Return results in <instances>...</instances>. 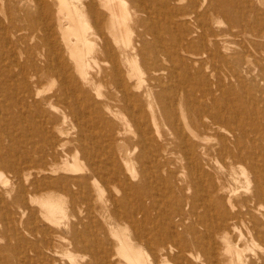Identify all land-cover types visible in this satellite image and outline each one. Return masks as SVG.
Wrapping results in <instances>:
<instances>
[{
    "label": "rangeland",
    "instance_id": "rangeland-1",
    "mask_svg": "<svg viewBox=\"0 0 264 264\" xmlns=\"http://www.w3.org/2000/svg\"><path fill=\"white\" fill-rule=\"evenodd\" d=\"M5 1V2H4ZM18 0H3V5L1 4L0 6H2V7H0V25H1V27H0V31L2 30V28H3V33H2V31H1V33H0V36H2V34H3V37H0V47H1V45H2V48H0V56L2 55V57H0V74H1V76H0V81H2V79H3V83L2 82H0V139H1V141L2 142H0V156L2 157V159L0 158V176L2 177V179H4V182H0V206H2V207H0L1 209H0V214H2V216L0 215V256L2 257V258H0V263L1 264H22V263H25L26 261V263L25 264H34V262H35V264H55V262H56V264H103L101 261H98V257H105L106 259L107 258H110L109 259V264H128L129 262H131V261H128L127 260V257L122 253L123 251L121 250V244H123L122 242H124L126 239L129 241V239L131 240V241H129V243L132 245V246H135V247H133V248H136V250H138L140 247L143 249H141L142 251H144L145 250V252L144 253H146V252H148V254H149V256H148V259H149V261H151L152 263H154V264H160L163 260H167L168 258H169V260L171 259V256L172 255H174L175 254V252H169L168 251V254H169V256H168V254H166V253H164V252H160V251H158L157 253L158 254H156V255H153L152 256V254L150 253V251H149V248H148V246L146 245V240L148 239V240H151V239H153V240H158L160 237H163V236H165V234L167 235L168 233H171V232H174L175 233V235L178 237V238H180L182 235H183V237H181V240L183 241V239H185L184 240V242H183V244H185L186 246H185V248H186V250L188 249V252L189 251H194L195 252V254H197L198 253V250L196 249V247L193 245V241H195L204 231H202V230H204V226L202 225L203 223H202V218H200L199 217V215L193 210V207H192V198L190 199V197H193L194 195H195V193H193L194 192V188H192L191 189V186L190 185H193L192 183H191V181H190V177L189 176H186V180H187V182L185 181H182V179H181V177H180V173H181V171L182 170H185L186 168H185V166H187L186 164H188V162H190V163H192L191 164V166H194L193 167V169L195 170V172H196V175H195V177H194V180H195V183H196V181L199 183H201V188H202V190H201V188L199 189V192L203 195V197L204 198H202L201 197V200L199 201L200 203H203V201L206 199V196H204V195H206L207 194V191H204V190H206L205 188H209V186L211 185V184H213V183H215V181H216V179H217V181H219L220 179L221 180H229V168H228V166L226 165H223L222 163H223V161L221 160V159H218V157H217V155H216V150H215V148H217V146H219L220 145V143H221V138L220 137H222V138H225V143L229 146V147H231V148H233L234 147V143H233V140H235V138L236 137H238V136H240L239 138H242V139H240V141H241V145H243L242 143L244 142V145L242 146L244 149H245V151H246V153L249 155V157H250V159L247 161V162H244V163H241V164H239L240 166H238V164L236 165V171H237V173L238 174H242V171H241V169L242 170H245V169H247V170H245V171H247L248 173H250L251 172V167H249V166H251L254 162L255 163H258V164H261V165H264V162L263 161H261V158H260V156L262 155L263 157H264V135H262V133L264 134V23H263V20H264V17H263V15H264V0H245V3H244V0H242V2H241V0H237V2H236V0H234V4L236 5V7H235V5L233 4V0L231 1V0H229V2H228V0H207V1H204V0H202V1H204V4H203V2L202 1H200V0H187V2H186V0H167L168 1V3H164V4H166V5H164L163 3H159V2H156L154 5H152L151 3H149V9H150V15H144L146 18H150L149 20H148V23L155 29V31L158 33V35L160 36V38L162 39V43L164 44V45H166V46H168L167 44H169L170 46H168L169 48H170V50H171V52H173V55L174 56H172L170 59H171V61H173V62H171L170 60L167 62L168 64H166V62H165V66L166 65H168L167 67L168 68H170L171 66V68L173 69H175L176 67H179L180 69H181V71L178 69V70H176L175 69V72H174V70L173 71H170V70H172L171 68H170V70H164V72L162 71V73H161V76H162V79L160 78V80L155 84V85H157V86H155L156 88H155V90H158V91H156V92H160V93H162V95L165 97V98H167V99H169V100H175V101H177V103H181L182 105H183V109H184V111H185V113L189 116V118H193V119H196V120H198L201 116H203V118H202V120L203 119H205V120H203V122L204 123H199V124H196V126L197 127H199V129L197 128V132H198V135H196V137H195V135H192V134H190V136H189V134H188V145H189V147H188V149H190V151H191V153L193 154H191L190 155V152H188V154H186L185 153V150H186V148H181V146L179 145L178 146V143H172L171 145H168L169 146V148H171V149H169V152L168 153H170V154H168V153H166V155L162 158V157H158V156H156V155H154L153 153H149L148 151H143L142 152V149L140 148V147H138V149L136 148L135 150H134V146L135 145H133L134 143L133 142H135L136 141V138H135V136H134V134H132L133 132H130L129 131V128H127V126L124 124H122L121 123V120L119 119V115L121 116V114H119L118 112H116V110H115V108L114 107H112V111L114 112L113 114H115V112L116 113H118L119 115L117 116V114H115V115H113V114H111L110 113V110H109V106L107 107V106H104L101 102L100 103H98L97 101H98V99H96L94 96H93V94L95 95V93H93L94 92V90L93 89H90L89 88V90H90V92H89V94H90V98H91V101H88L87 100V98L86 97H84L83 96V92H82V94L80 93L81 92V90L79 91V89H78V86H80V85H76L75 87H74V85L73 86H71V88H73L74 87V89L72 90V89H70V90H72L73 92H76V94L78 95L79 94V98L81 99L80 100V102L82 103L81 105H79L78 104V107H77V105H75L74 104V102L75 101H73V96H71V95H69V96H67V98L68 97H70V99L68 100L67 99V101H68V103H69V105H71V106H65V104H64V102L63 101H61L60 102V100L59 101H57L56 99H54V106L53 107H58L57 108V110H56V108H53L52 106H48L47 104L46 105H44V106H46V108L43 106V104L44 103H46V100L49 98V96L50 95H54V94H56V93H54L55 91L57 92V88H58V86H60V83H61V81H60V78H59V76L57 75V72H56V70L54 69V68H52L51 67V69L52 70H50L49 69V67L50 66H54V64H50L51 63V61H49L50 59H49V57H48V53H50L49 52V49L46 47V45L43 43L44 41H45V38H46V35H50V37L53 39V41H55L54 42V45H56L55 47V49H56V51L57 52H59L60 53V55H61V57H60V60L61 61H63V65L65 66V69L67 70V72H68V74L69 75H71V76H73L72 77V82L75 80V79H77L78 77V75H77V73L76 72H74L75 73V75H72V74H74L73 73V71H76L75 69H74V67H75V63H74V59L72 58V56H71V54H70V52L69 51H67V49L66 48H64L65 47V45H64V43L62 42V41H60L61 39H62V33H63V31L61 30V32H60V30L59 29H57V28H59V24H58V22H56V17H57V15L60 13V5H59V1L57 0H39L40 2H38V0H35L34 2L36 3V4H31L30 6H28L27 7V12H28V14L26 15V13H24L23 14V12L22 13H20V11H17L16 10V8H15V6L16 5H18ZM43 1V2H42ZM83 1H88V0H81V2H83ZM127 1V0H126ZM129 1V2H128ZM127 1V6L129 7V8H131V10H133V8H132V4H133V2H131L130 0H128ZM176 1V2H175ZM186 3H185V2ZM225 1H227L229 4V7H227V3H225ZM258 1V2H257ZM7 2H9L8 4H7ZM11 2H13V4H11ZM40 3V4H38V3ZM177 2H178V5H177ZM184 2V3H183ZM192 2H194L193 4H192ZM206 2V3H205ZM209 4H208V3ZM214 2V3H213ZM221 2V3H220ZM248 2V3H247ZM157 3H158V5H157ZM187 3H188V5H187ZM202 3V4H201ZM254 3V4H253ZM260 3V4H259ZM6 4V5H5ZM47 4H49V5H47ZM197 4H198V6H197ZM201 6H200V5ZM207 4V5H206ZM214 6V7H217L218 9H220L221 10V8H222V10L221 11H223V9H224V6H225V10L226 11H223V12H218L217 11V13L215 12V9H214V7L212 6V5ZM221 4H224V5H221ZM244 4V5H243ZM255 4H258L257 6H258V8L260 9V11L261 12H263V13H259V14H261V19H262V21H261V19H260V17L259 16H257L258 15V12H260L259 11V9L257 8V6L255 5ZM12 5V6H11ZM37 5H41V7L40 6H37ZM45 5V6H44ZM47 5V6H46ZM151 5V6H150ZM170 5H172V6H170ZM177 5V6H176ZM218 5H220V6H218ZM240 6V8H237V7H239ZM243 5V6H242ZM9 6V10H7V7ZM31 6H33V7H31ZM39 8H37V7ZM206 6V7H205ZM232 6H234V7H232ZM243 8H242V7ZM45 7V8H44ZM156 7V9H154ZM199 7V8H198ZM202 7V8H201ZM213 7V8H212ZM246 9H245V8ZM15 8V9H14ZM29 8V9H28ZM30 8H31V10H30ZM48 8V9H47ZM58 8V9H57ZM166 8V9H165ZM172 8V10H169V9H171ZM207 8V9H206ZM227 8V9H226ZM236 8V9H235ZM263 8V9H262ZM46 9H47V11H46ZM168 9V10H167ZM197 9H199V10H197ZM204 9H206V11L204 10ZM244 9V10H243ZM15 10H16V13H15ZM30 10V11H29ZM38 10V11H37ZM197 10V11H196ZM214 10V11H213ZM229 10V11H228ZM235 10V11H234ZM249 10H251L252 11V13H250L249 14V12H251V11H249ZM14 11V12H13ZM46 11V12H45ZM158 11V12H157ZM169 11H171V12H169ZM200 11H202L203 13L201 14V13H199ZM210 13H209V12ZM233 11H234V13H237V14H239V15H241L242 14V16H239V15H237V14H234L233 13ZM242 11V12H241ZM8 12H9V14L11 15V18H13V17H15V18H13V20L14 19H16V16H17V20H10L9 21V19H10V15L8 14ZM18 12V13H17ZM39 12V13H38ZM42 12V13H41ZM49 12V13H48ZM59 12V13H58ZM152 12H153V14H152ZM157 12V13H156ZM198 12V13H197ZM206 12H207V14H206ZM213 12V13H212ZM247 12H248V14H247ZM253 12H255V13H253ZM13 13V14H12ZM20 13V15H17V14H19ZM32 13V14H31ZM40 13H41V15H40ZM43 13H48V14H50V17L52 18V16H53V18H54V20H52V23L53 24H56L55 26L54 25H52V29L53 30H51V32H47V30H46V22H45V18H44V16L42 15ZM51 13H52V16H51ZM63 13H65V12H61V14H62V16H63ZM159 13V14H158ZM174 13V14H173ZM224 13H225V15H224ZM232 13H233V15H232ZM157 14V15H156ZM170 15L171 16V18L168 16V15ZM172 14L174 15V16H172ZM180 14V15H179ZM212 14V15H211ZM222 14V15H221ZM231 14V15H230ZM245 14H247V15H245ZM16 15V16H15ZM21 15H22V17H21ZM33 15V18L31 17ZM36 15V16H35ZM38 15V16H37ZM164 17H163V16ZM227 15V17H225ZM256 15V16H255ZM4 16V17H3ZM8 16V17H7ZM18 16H20L22 19H20ZM25 16V17H24ZM41 16V17H40ZM154 16V17H153ZM158 16V18H156ZM161 16V17H160ZM185 16H188V17H185ZM189 16H192L191 17V20H190V17ZM199 16V17H198ZM204 16V17H203ZM205 16H207V17H205ZM211 16H213V17H211ZM239 16V17H238ZM247 16H249V17H247ZM253 16V17H252ZM6 17V18H5ZM24 17V18H23ZM41 18V20L39 19V18ZM185 17V18H184ZM220 17V18H219ZM258 17V18H257ZM6 19V20H2V19ZM25 18H26V20H25ZM36 18H38L37 20H33V19H36ZM43 18V19H42ZM52 18V19H53ZM154 18V19H153ZM164 18V19H163ZM188 18V19H187ZM199 18V20H201V21H199V20H197ZM218 18L219 19H222L221 21L220 20H218ZM242 18V19H241ZM246 18V19H245ZM257 20H255V19ZM20 19V20H19ZM158 19V20H157ZM176 19V20H175ZM186 19V20H185ZM193 19V20H192ZM206 19H207V22L208 23H206L205 21H206ZM239 19V20H238ZM242 21H241V20ZM251 19V20H250ZM260 19V20H259ZM19 20V21H18ZM182 20V21H181ZM183 20H185V21H183ZM205 20V21H204ZM213 20V21H212ZM237 20V22L235 23V21ZM247 20V21H246ZM8 21H9V23H8ZM11 21H13V22H11ZM19 22V24H18V22ZM25 21H28V23L30 24V25H32L31 26V28L29 27L30 25L27 23V22H25ZM31 21V22H30ZM32 21H33V23H32ZM38 21V22H37ZM43 21H44V23H43ZM151 21H152V23H151ZM154 21V22H153ZM164 21V22H163ZM166 21V22H165ZM178 21H181V22H178ZM217 21V22H216ZM218 21H220V23L218 24ZM227 21V22H226ZM228 21H230V22H228ZM250 21V22H249ZM256 22V23H253V22ZM260 22V24H259V22ZM20 22H22V23H20ZM23 22H25V23H23ZM36 22V23H35ZM158 22V23H157ZM161 22V23H160ZM163 22V23H162ZM178 22V23H177ZM190 24H189V23ZM202 23V26L200 25L201 23ZM243 22V23H242ZM248 22H249V24H248ZM14 23H16V24H18V25H14ZM32 23V24H31ZM154 23V24H153ZM160 23V24H159ZM172 23V24H171ZM217 23V24H216ZM228 23V24H227ZM246 23V24H245ZM258 23V24H257ZM262 23H263V25H262ZM4 24H6V28H9V29H7L6 30V28H5V25ZM8 24V25H7ZM13 24V25H12ZM25 24V25H24ZM35 24V25H34ZM36 24H38V25H36ZM43 24H44V26H43ZM211 24V25H210ZM232 24V25H231ZM238 24V25H237ZM258 26H257V25ZM12 25V26H11ZM19 25H22L21 27L19 26ZM28 25V26H27ZM39 25H41V26H39ZM156 25V26H155ZM165 25V26H164ZM169 25H170V27H169ZM173 25H174V27L176 28H174L173 27ZM196 26V27H194V26ZM200 25V27H198ZM213 25V26H212ZM255 25V26H254ZM7 26H9V27H7ZM13 26H14V28H13ZM18 26V27H17ZM26 26V27H25ZM43 26V27H42ZM90 28H89V32L90 33H92V31H93V26H92V22H91V24H90ZM187 26V27H186ZM207 26V27H206ZM231 26V27H230ZM242 26H245V27H242ZM250 26H254L253 28L251 27L250 28ZM12 27V28H11ZM164 27H165V29H164ZM179 27H180V30H179ZM186 27V28H185ZM203 27V29H204V31L201 29ZM214 29H213V28ZM228 27H230V29L228 28ZM240 27V28H239ZM247 27H248V29H247ZM257 27H258V30H257ZM16 28H19V29H16ZM22 28V29H21ZM25 28V29H24ZM40 28V29H39ZM54 28H55V30H54ZM168 28V29H167ZM182 28V29H181ZM187 28H188V30H187ZM189 28H190V30H192V31H190L189 30ZM196 28H198V29H196ZM227 28V29H226ZM233 28V29H232ZM249 28H250V31L253 33H251V32H249ZM259 28H260V30H259ZM11 29V30H10ZM14 29V30H13ZM15 29L18 31H15ZM42 29L43 30H45V31H42ZM57 29V30H56ZM169 29L171 30V31H169ZM208 29V30H207ZM212 29H213V31H212ZM238 29H242V30H238ZM253 29V30H252ZM8 30H10V31H8ZM31 30V31H30ZM39 30V31H38ZM176 30H177V32H176ZM179 30V31H178ZM182 30V31H181ZM200 30V31H199ZM230 32H229V31ZM231 30L233 31V32H231ZM9 33H8V32ZM12 31H15L16 33H19V34H16L15 32H12ZM24 31L25 32H27V34L26 33H24ZM55 33H54V32ZM56 31H58L57 33H56ZM165 31V32H164ZM215 31H216V33H215ZM30 34H29V33ZM33 32H35V33H37V34H35V33H33ZM45 32V33H44ZM167 32V33H166ZM169 32V33H168ZM170 32H172V33H170ZM181 32V33H180ZM200 32H202V33H200ZM205 32V33H204ZM208 34H207V33ZM229 34H228V33ZM238 32V34H237V36H236V33ZM241 32H243V33H241ZM254 32H255V34H254ZM261 32V33H260ZM11 33H14V36L11 34ZM21 33V34H20ZM32 33V34H31ZM48 33V34H47ZM50 33V34H49ZM54 33V34H53ZM59 33V34H58ZM232 33L235 35L234 37H232ZM245 33V34H244ZM263 33V34H262ZM7 34V35H6ZM16 34V35H15ZM24 34V35H23ZM29 34V35H28ZM37 35V36H35V35ZM40 34V35H39ZM58 34V35H57ZM223 34V35H222ZM250 35V37H249V35ZM9 35H12V37H13V40H12V37H10ZM20 35V36H19ZM22 35V36H21ZM44 37H43V36ZM52 35V36H51ZM133 35H135L134 33H133ZM177 37H176V36ZM181 37H180V36ZM209 35V36H208ZM222 35V36H221ZM226 35V36H225ZM239 35H241V37L239 36ZM244 35V36H243ZM255 35V36H254ZM8 36V37H7ZM29 36V37H28ZM33 36H35V37H33ZM42 36V37H41ZM56 36V37H55ZM58 36V37H57ZM195 36H196V38H195ZM199 36V37H198ZM206 36V37H205ZM221 36V37H220ZM229 36V37H228ZM257 36V37H256ZM9 37L11 38V39H9ZM17 37H18V40L19 41H17V43L19 44V45H17L16 44V40H17ZM23 37H24V40H23ZM28 37V38H27ZM94 36H92V38H93ZM167 37V38H166ZM178 37H179V39H178ZM182 37H184V39L182 38ZM211 37V38H210ZM243 37V38H242ZM247 37H249V38H247ZM251 37H253V38H251ZM5 38V39H4ZM16 38V39H15ZM20 38V39H19ZM34 38V39H33ZM36 38V39H35ZM38 38H42V39H38ZM97 38V36H95L94 38H93V40L95 41V43H96V45H95V47H96V49H98L99 48V44H100V40H99V38H98V40L96 39ZM149 39H151V36H149L148 37ZM180 38H181V40H180ZM186 38V39H185ZM188 38V39H187ZM191 38V39H190ZM202 38V39H201ZM213 38V39H212ZM219 38H221L220 39V41H219ZM254 38H255V40H254ZM8 39V40H7ZM26 39V40H25ZM31 39V40H30ZM164 39V40H163ZM171 39V40H170ZM205 39V40H204ZM218 39V40H217ZM244 39H245V41H244ZM251 39V40H250ZM260 39H262V42H261V40ZM6 40V41H5ZM12 40V41H11ZM27 40H29V41H27ZM56 40H59V43H58V41H56ZM184 40H185V42H184ZM188 40V41H187ZM198 40V41H197ZM212 40H214V41H212ZM216 40V41H215ZM248 40H250L249 42H248ZM252 40H254V41H252ZM260 40V42L262 43V44H259L258 45V43H260V42H258V41ZM30 41H32V42H30ZM38 41H40L41 43H37ZM167 41V42H166ZM171 41L173 42V43H171ZM182 41H183V43H182ZM187 41V42H186ZM197 41V42H196ZM202 41V42H201ZM212 41V42H211ZM11 42H12V44H11ZM27 42V43H26ZM47 41H45V43H46ZM179 42H181V43H179ZM193 42V43H192ZM200 44H199V43ZM207 44H206V43ZM215 42H217L216 44H215ZM218 42H220V43H218ZM230 42V43H229ZM239 42H240V45H239ZM256 42H258L257 44H256ZM6 43V44H5ZM22 43V44H21ZM33 43H35V45H33ZM185 43V44H184ZM188 43V44H187ZM229 43V44H228ZM241 43H242V45H241ZM15 44H16V46H15ZM27 44V45H26ZM37 44H38V46L39 47H37ZM60 46H59V45ZM184 44V45H183ZM211 44V45H210ZM221 44V45H220ZM244 44V45H243ZM254 46H256V47H254ZM5 45H7V47L5 46ZM10 45H12V47L14 48V47H16V48H14V49H11V46ZM29 45V46H28ZM33 45V46H32ZM40 45H44V46H40ZM64 45V46H63ZM201 45V46H200ZM230 45V46H229ZM187 48V49H185V47ZM195 46V47H194ZM232 46V47H231ZM243 46V47H242ZM6 47V48H5ZM22 47V48H21ZM29 47H31V48H29ZM41 47L43 48V50L44 51H46V52H43V50L41 49ZM45 47V48H44ZM63 47V48H62ZM199 47H200V49H199ZM203 47V48H202ZM228 47H230L229 48V50L231 51V52H229V50L227 51V49H228ZM247 47V48H246ZM257 47H258V49H257ZM18 48V49H17ZM24 48H26V49H24ZM33 48V49H32ZM60 48V49H59ZM206 48V49H205ZM254 48L256 49V51L254 50ZM19 49H21V51L19 50ZM23 49H24V51H23ZM175 49V50H174ZM213 49V50H212ZM245 49V50H244ZM248 49V50H247ZM260 49V50H259ZM5 51V53H3L4 51ZM9 50H11V51H9ZM30 50V51H29ZM32 50V51H31ZM33 50H34V52H33ZM64 50H65V52H64ZM3 51V52H2ZM6 51H7V54H6ZM9 51V52H8ZM17 51V52H16ZM28 51V52H27ZM41 51V52H40ZM64 53H63V52ZM200 51V52H199ZM216 51V52H215ZM259 52V54H258V52ZM23 52V53H22ZM28 53V54H25V53ZM30 52H32V53H30ZM38 52V53H37ZM178 52V53H177ZM184 52V53H183ZM185 52H187V53H185ZM210 52H212V53H210ZM225 52V53H224ZM241 52V53H240ZM245 54V55H241V54H243V53ZM257 52V53H256ZM261 52V53H260ZM2 53V54H1ZM17 53V54H16ZM23 54V55H25V56H23L24 58H21L22 56H20V54ZM36 55H35V54ZM42 53V54H41ZM45 53H47V54H45ZM65 53H67L66 55H63V54H65ZM210 54V56H209V54ZM229 53V54H228ZM248 55H247V54ZM255 53V54H254ZM8 54H10V55H8ZM15 54V55H14ZM30 54V55H29ZM38 54V55H37ZM40 54V55H39ZM69 54V55H68ZM189 54H190V56H189ZM204 54H205V56H204ZM213 56H212V55ZM226 54H227V56H226ZM238 56H237V55ZM262 54V55H261ZM19 55V56H18ZM29 55V56H28ZM34 55H35V57L37 58H35L34 57ZM43 57H42V56ZM100 55V54H99ZM181 55V56H180ZM186 55V56H185ZM193 55V56H192ZM195 55V56H194ZM242 57H241V56ZM28 56V57H27ZM65 56H66V58H65ZM69 58H68V57ZM213 58H212V57ZM245 56V57H244ZM247 56H248V59H247ZM255 56V57H254ZM11 57V58H10ZM26 57H27V59H26ZM34 57V58H33ZM138 61H139V63L142 65V66H144L146 63H145V59H144V57H143V55H138ZM190 57V58H189ZM240 57V58H239ZM249 57H250V59H249ZM7 59L6 61H4V59ZM30 58H31V61H30ZM42 58H44L43 60H42ZM69 60H68V59ZM71 58V59H70ZM99 58V59H98ZM194 58V59H193ZM228 60H227V59ZM237 58H238V60H237ZM244 58V59H243ZM255 58V59H254ZM18 59V60H17ZM26 59V61H25V65H24V60ZM32 59H33V61H32ZM67 59V60H66ZM103 55H101V56H97V63L95 64L96 66L95 67H97L98 69L103 65ZM173 59V60H172ZM188 59V60H187ZM197 59V60H196ZM222 59V60H221ZM245 59H247L248 60V62L247 63H245L246 62V60ZM252 59V60H251ZM11 60V61H10ZM13 60V61H12ZM65 60V61H64ZM100 60V61H99ZM102 60V61H101ZM192 62H191V61ZM261 60H262V62H261ZM3 61V62H2ZM8 61H10L9 62V64H8ZM23 61V62H22ZM30 61V62H29ZM39 61H41V63H39L38 64V62ZM45 61V62H44ZM46 61H47V63H46ZM67 61V62H66ZM70 62V64L68 65V63ZM148 61L150 62V63H153V61H154V59H148ZM188 63H187V62ZM194 61V62H193ZM203 61V62H202ZM210 61V62H209ZM227 61H230V62H227ZM241 61H243V63H241ZM253 61V62H252ZM260 61V62H259ZM12 62V63H11ZM13 62H15V63H13ZM20 62V63H19ZM26 62H28V63H26ZM32 62V63H31ZM36 62V63H35ZM101 62V63H100ZM142 62V63H141ZM155 62H157V61H155ZM154 62V63H155ZM182 62V63H181ZM192 64H191V63ZM232 62H234V63H232ZM238 62V63H237ZM256 62H257V64H256ZM6 63V64H5ZM11 63V64H10ZM22 63V64H21ZM45 63H46V65H48V66H46L45 65ZM169 63H170V65H169ZM179 63H180V65H179ZM188 64V66H189V68H188V66H187V64ZM190 63V64H189ZM197 63V65H196V68L194 67V65ZM225 63V64H224ZM18 64H21V65H18ZM36 64H38V65H36ZM44 64V65H43ZM68 66H67V65ZM102 64V65H101ZM232 64V65H231ZM238 64H241L240 66L238 65ZM246 64H247V66H246ZM250 64V65H249ZM253 64H255V65H253ZM4 65V66H3ZM30 65V66H29ZM50 65V66H49ZM179 65V66H178ZM182 65V66H181ZM243 65H244V67H243ZM3 66V67H2ZM14 66H15V69H13L14 68ZM25 66V67H24ZM44 66V67H43ZM46 66V67H45ZM72 66V67H71ZM93 66H94V64H93ZM98 66H100V67H98ZM175 66V67H174ZM181 66V67H180ZM191 66V67H190ZM217 66V67H216ZM230 66V67H229ZM248 67V68H246V67ZM13 67V68H12ZM18 69H17V68ZM30 67V68H29ZM69 68V70H68V68ZM71 67V68H70ZM93 68V69H95L94 71H93V69H91V72H93V77L94 78H96V77H99L100 76V74H98V70H97V68ZM160 67V65L158 64L157 65V68H159ZM183 67V68H182ZM184 67H186V68H184ZM1 68H2V70L4 69V71H1ZM6 68V69H5ZM23 68H25V69H23ZM38 68H39V70H38ZM45 68V69H44ZM48 68V69H47ZM194 68V69H193ZM244 70V72H243V70ZM245 68V69H244ZM10 71H9V70ZM12 69V70H11ZM27 69H29V72H28V70ZM37 69V70H36ZM53 69H54V71H53ZM72 69V70H71ZM185 69V70H184ZM190 69V70H189ZM192 69V70H191ZM249 69V70H248ZM6 70V71H5ZM8 70V71H7ZM17 72H16V71ZM19 70L22 72H19ZM23 70H25V71H23ZM41 70V71H40ZM43 70V71H42ZM47 70V71H46ZM188 70V71H187ZM218 70V71H217ZM237 70V71H236ZM254 70V71H253ZM261 70H263V71H261ZM11 71H12V73H11ZM48 71H49V73H48ZM166 71V72H165ZM169 71H170V74H168L169 73ZM184 71H186L187 73H191V74H187L186 72H184ZM197 71V72H196ZM258 71H260L259 73H257ZM16 72V73H15ZM24 72H25V74H24ZM32 72V73H31ZM171 72H174V73H176V74H174V73H171ZM181 72H183V74L181 73ZM194 72V73H193ZM247 72H248V74H247ZM18 73L20 74V75H18ZM39 73V74H38ZM52 73H53V75H52ZM54 73H56V74H54ZM94 73H96V74H94ZM165 73V74H164ZM180 73L182 74V76L180 75ZM185 73V74H184ZM6 76H5V75ZM8 74V75H7ZM10 74V75H9ZM13 74V75H12ZM28 74V75H27ZM164 74V75H163ZM260 74V75H259ZM18 75V76H17ZM32 75V76H31ZM35 75V76H34ZM39 75V78H37V76ZM56 75V76H55ZM169 75H170V77H169ZM172 75V76H171ZM176 75V76H175ZM195 75V76H194ZM231 75V76H230ZM234 75L236 76V77H234ZM3 76V77H2ZM9 76V77H8ZM22 76V77H21ZM27 76V77H26ZM75 76H76V78H75ZM168 76V77H167ZM179 76H181V77H184L183 79L182 78H180ZM188 76V77H187ZM238 76V77H237ZM19 78V80H18V78ZM29 77H33V79H34V77H35V80H33V79H29ZM54 77H56V78H54ZM169 79V81H167V79ZM174 78L175 77V79L176 78H178L179 77V79H172V78ZM187 77V78H186ZM263 77V78H262ZM7 78V79H6ZM54 78V79H53ZM58 78V79H57ZM190 78H191V80H190ZM201 78V79H200ZM205 78V79H204ZM23 79H25V80H23ZM26 79H29V80H27L28 82H30L31 83V85H29L30 83H28L27 81H26ZM38 79H39V82H38ZM49 79H53V82L51 81V80H49ZM56 79V80H55ZM98 79V78H97ZM147 80H149L148 78H146ZM188 79V80H187ZM194 81H193V80ZM220 79H222L221 81H219ZM7 81V83L5 82V81ZM31 80V81H30ZM179 80H182L181 82L179 81ZM184 80V81H183ZM201 80V81H200ZM14 81V82H13ZM15 81H17V83L15 82ZM19 81V82H18ZM37 82L38 84H39V86H38V84L37 83H35V82ZM43 81H46L45 83L43 82ZM48 81H51V82H49L48 83ZM55 81V82H54ZM60 81V82H59ZM162 81V82H161ZM185 81H187V82H185ZM204 81H205V83H204ZM214 81H219V82H217V84H216V82H214ZM11 82V83H10ZM22 82V83H21ZM41 82V83H40ZM43 82V83H42ZM177 82V83H176ZM190 82V84H188ZM194 82V83H193ZM197 82V83H196ZM16 84V85H13V84ZM26 83V84H25ZM28 83V84H27ZM51 83H53V84H51ZM148 83H149V81H148ZM193 83V84H192ZM201 83H202V85H201ZM208 83V84H207ZM11 84V85H10ZM41 84V85H40ZM51 84V85H50ZM55 84H57V86L55 85ZM59 84V85H58ZM144 84H147V81H145L144 82ZM165 84H167V85H165ZM174 86H173V85ZM179 84V85H178ZM182 84H184V85H182ZM194 84H195V86H194ZM206 84V85H205ZM222 84V85H221ZM7 85H9L8 87H7ZM29 85V86H28ZM52 86V88L50 87V86ZM53 85H55V86H53ZM170 85H172V86H170ZM176 85V86H175ZM193 85V86H192ZM205 85V86H204ZM215 85V86H214ZM217 85V86H216ZM4 88H3V87ZM11 86V87H10ZM14 86V87H13ZM28 86V87H27ZM50 88H49V87ZM179 86V87H178ZM207 86V87H206ZM7 87V88H6ZM10 87V88H9ZM18 88V89H16V88ZM21 87V88H20ZM31 87V88H30ZM161 87V88H160ZM169 87H170V90H169ZM209 87V88H208ZM8 88H9V90H8ZM27 88V89H26ZM29 88V89H28ZM36 88V89H35ZM43 89L44 90V88H46L45 90H44V92H45V94H44V92H43V90H42V92L40 93V91H41V89ZM47 88H49V89H47ZM55 90H54V89ZM107 88L108 87H106V86H102V90L103 91H106L107 90ZM171 88H172V91H171ZM187 88V89H186ZM216 88V89H215ZM218 88V89H217ZM12 91H14V92H12ZM25 89V90H24ZM34 89V91L36 90V92H34V91H32ZM40 89V90H39ZM77 91H76V90ZM166 89V92L164 91ZM167 89H168V91H167ZM175 89V90H174ZM181 89H183V90H181ZM205 89V90H204ZM214 89H215V91H214ZM2 90H3V92H2ZM6 90H8L7 91V94H6ZM18 90V91H17ZM20 90V91H19ZM22 90V91H21ZM27 90V91H26ZM30 90V91H29ZM48 90H52V92H49ZM75 90V91H74ZM178 90V91H177ZM185 90V91H184ZM209 90V91H208ZM26 91V93H24ZM33 93H32V92ZM71 91V92H72ZM92 91V92H91ZM170 91V92H169ZM183 91V92H182ZM192 93H191V92ZM204 91H206V92H204ZM16 92H18V93H16ZM21 92H23V93H21ZM46 92H48V93H46ZM171 92H172V94L173 95H175V97H174V99H173V95L171 94ZM177 92V93H176ZM187 92V93H186ZM189 92V93H188ZM3 93V94H2ZM36 93H39V95L38 94H36ZM52 93V94H51ZM184 93H186V94H184ZM193 93H195V94H193ZM8 94H9V96H8ZM10 94H12V95H10ZM15 94V95H14ZM16 94H17V96H16ZM20 96H19V95ZM31 95V97H29L30 95ZM47 94H50L49 96H47ZM192 94H193V96H192ZM4 95V96H3ZM167 95V96H166ZM23 96V97H22ZM27 96V103L24 101V99L26 100V98L25 97ZM35 96H37V97H35ZM82 96H83V98H82ZM21 97V99L19 100V98ZM46 97H48L47 99H46ZM94 97V98H93ZM171 97V98H170ZM194 97V98H193ZM205 97V98H204ZM11 98H13V99H11ZM36 99V101H35V99ZM198 98V99H197ZM211 98H214V99H211ZM17 99V100H16ZM30 99V100H29ZM41 99V100H40ZM86 100V101H84L83 102V100ZM180 99V100H179ZM188 99H189V101H188ZM216 99V100H215ZM218 99V100H217ZM11 100L14 102V104H13V106H12V104L11 103H13V102H11ZM31 100H33V102L31 101ZM41 102H40V101ZM21 101H22V103H21ZM195 101V102H194ZM217 101H218V103H217ZM23 102L25 103V104H23ZM28 102H30V104L28 103ZM36 104H35V103ZM91 102H92V104H91ZM201 102V103H200ZM204 102V104H205V106H203L204 104H202ZM32 103V104H31ZM43 103V104H42ZM73 103V104H72ZM90 103V104H89ZM186 103V104H185ZM189 103V104H188ZM191 103V104H190ZM196 103V104H195ZM16 104V105H15ZM37 105V107L39 108H37L36 106L35 107H33L32 105ZM62 104V105H61ZM201 104V105H200ZM214 104H215V106H214ZM22 105V107H20ZM25 105H27V106H25ZM39 105V106H38ZM91 105H92V107H91ZM193 105V106H192ZM208 105V106H207ZM31 108H30V107ZM41 106H43V107H41ZM62 106V107H61ZM77 108H76V107ZM86 106V107H85ZM94 106V107H93ZM218 106V107H217ZM232 108H231V107ZM235 106V107H234ZM262 106H263V108H262ZM59 107H60V109H59ZM75 107V108H74ZM80 107H81V109H80ZM90 107V108H89ZM189 108V109H186V108ZM194 109H193V108ZM195 107H197V108H195ZM207 107H209V108H207ZM212 107V108H211ZM221 107V108H220ZM223 107H225V108H223ZM250 107V108H249ZM256 107H257V109H256ZM27 109V108H29V109H27V110H25V109ZM34 108V109H33ZM36 108V109H35ZM64 108V109H63ZM66 108V109H65ZM87 108V109H86ZM97 108V109H96ZM198 108H199V110H198ZM218 108V109H217ZM233 108H235V109H233ZM252 108V109H251ZM255 108V109H254ZM24 109V110H23ZM30 109H31V112H32V115H30L31 114V112H30ZM37 109H38V111H37ZM45 109V110H44ZM49 111V112H47V110ZM52 109V110H51ZM53 109H55V110H53ZM106 109V110H105ZM196 109L198 110V111H196ZM204 109V110H203ZM210 109V110H209ZM220 109H224V110H221V111H219ZM230 109V110H229ZM232 109V110H231ZM259 109H260V112H258L259 111ZM63 110H65L64 112L66 113H63ZM76 110H79V112L78 111H76ZM83 110V111H82ZM84 110H86V114L88 115H85V111ZM104 110V111H103ZM107 110H108V112H107ZM227 110V112H223V111H226ZM237 110V111H236ZM252 112H251V111ZM25 111L26 112H28V113H30V114H28V113H26L25 114ZM88 111V112H87ZM96 111H97V113H99L98 115L96 114ZM208 111H210L209 113H207ZM234 111V112H233ZM40 114H39V113ZM53 112V113H52ZM58 114H56V113ZM68 112V113H67ZM77 113L76 115H75V113ZM101 112V113H100ZM105 112H106V114L107 115H105ZM196 112H199V113H196ZM203 112V113H202ZM212 112V114H210ZM236 112V113H235ZM36 114V116H35V114ZM55 113V114H54ZM69 113H71V114H73V115H71V114H69ZM83 113V115H81ZM102 113H104L103 115H102ZM201 113L203 114V115H201ZM230 115H229V114ZM235 113V114H234ZM251 113H253L252 115H251ZM257 113V114H256ZM263 113V114H262ZM59 114L61 115V117H59ZM69 114V115H68ZM79 114H80V118H79ZM90 114V115H89ZM92 114V115H91ZM193 114H194V116H193ZM199 116H198V115ZM205 114H207V115H205ZM215 114H216V116H215ZM220 114H222V115H220ZM225 114H226V116H225ZM240 116H239V115ZM34 115V117H36V120H37V122H36V120H34L35 118H33L32 116ZM40 115V116H39ZM48 115V116H47ZM53 115H54V117H53ZM67 115V117H66V121L64 120L65 118V116ZM71 115V116H70ZM101 115H102V117H101ZM196 115V116H195ZM215 116L214 118H213V116ZM220 115V117H218ZM223 115H224V117H223ZM232 115H234V117L232 116ZM238 115V116H237ZM244 115V116H243ZM23 116V117H22ZM26 116V117H25ZM44 116V117H43ZM59 118H58V117ZM86 117V118H84V117ZM98 116H99V119H98ZM209 116H211V117H209ZM229 116H232V117H229ZM39 117H40V119H39ZM44 119H43V118ZM72 117H75V118H72ZM110 119H109V118ZM223 117V118H222ZM227 117V118H226ZM236 117V118H235ZM239 117H241V119L239 118ZM257 117V118H256ZM262 119H261V118ZM27 118V119H26ZM33 119L32 121H31V119ZM53 118H55V119H53ZM77 118V119H76ZM82 118V119H81ZM90 118V119H89ZM115 118V119H114ZM219 118H221L222 120H224L225 122H221V119H219ZM242 118H243V120H242ZM246 118H247V120H246ZM249 118V119H248ZM251 118H253V120L251 119ZM42 119V120H41ZM68 119V120H67ZM76 120V122H75V120ZM101 119H103V121L101 120ZM232 119H233V122H232ZM234 119H236V121H234ZM257 119V120H256ZM18 120V121H17ZM24 120H25V122H24ZM55 120V121H54ZM72 120V121H71ZM74 120V121H73ZM81 120V121H80ZM87 120V121H86ZM98 120H99V122H100V124H99V122H98ZM108 120H109V122H108ZM242 121L241 123H240V121ZM245 120V121H244ZM256 120V121H255ZM261 120H262V122H261ZM15 121V122H14ZM16 121L18 122L17 124H16ZM27 121V122H26ZM29 121H30V123L32 122V126L30 125V123H29ZM35 121V122H34ZM42 122L43 121V123H40V122ZM44 121H46V122H44ZM63 121H65V126H64V124H63ZM91 121V122H90ZM107 121V122H106ZM110 121H112L113 123H111ZM115 121V122H114ZM207 123H206V122ZM12 122V123H11ZM20 122H21V124H20ZM24 122V123H23ZM54 122V123H53ZM58 122H59V124H58ZM80 122V123H79ZM84 122H89L88 124L87 123H84ZM160 122H161V127H162V129L165 131V132H167V129H166V127L164 126V124L162 123V120H160ZM220 122V123H219ZM227 122V123H226ZM236 122H238V124H236ZM247 123V124H245V123ZM250 122V123H249ZM253 122H255V124L253 123ZM259 122H261V123H259ZM11 123V124H10ZM14 123V124H13ZM29 124V126H28V124ZM36 123V124H35ZM37 123H39V124H37ZM47 123V124H46ZM49 123V124H48ZM50 123H53V124H50ZM108 123V124H107ZM113 125L112 127L114 128V130L113 129H111L112 127H110L111 126V124ZM119 123V124H118ZM121 123V124H120ZM206 123V124H205ZM209 123V124H208ZM226 123V124H225ZM230 123V124H229ZM233 123H235L236 125H238V126H236L235 124H233ZM21 126H20V125ZM25 124L27 125V126H25ZM63 124V126H61ZM80 124V125H79ZM95 126H94V125ZM104 124V125H103ZM115 124V125H114ZM201 124V125H200ZM215 124H216V126H215ZM228 124V125H227ZM241 124V125H240ZM259 124H261L262 125V127H260L259 128V126H261V125H259ZM8 125H10V126H8ZM13 125V126H12ZM36 125V126H35ZM43 125H46V126H44V127H40V126H43ZM54 125V126H53ZM81 125H83L84 126V128L81 126ZM87 127H86V126ZM90 125H92L91 127H89ZM100 127H99V126ZM119 125V126H118ZM207 125V126H206ZM209 125V126H208ZM211 125H213L212 127H211ZM246 125H247V127H246ZM32 128H31V127ZM39 126V127H38ZM59 127L58 129L56 128V127ZM77 126V127H76ZM79 126V127H78ZM94 126V127H93ZM102 126V127H101ZM126 126V127H125ZM206 126V127H205ZM219 126H220V128H221V130H220V128H219ZM227 126V127H226ZM229 126V127H228ZM240 126V127H239ZM244 126H245V129H244ZM2 127H5V129L4 128H2ZM7 127V128H6ZM9 127H10V129H9ZM12 127V128H11ZM17 127V128H16ZM50 129H49V128ZM51 127H52V129H51ZM54 127V128H53ZM88 127H89V129H88ZM97 129H96V128ZM107 127V128H106ZM209 129H208V128ZM231 127V128H230ZM2 128V129H1ZM18 130L17 132H15L16 131V129ZM24 128H26V129H24ZM30 128V129H29ZM34 128H36V130L34 129ZM46 130H45V129ZM61 128V129H60ZM77 128V129H76ZM84 130H83V129ZM94 128V129H93ZM103 128V129H102ZM109 128V129H108ZM206 128V129H205ZM219 130H218V129ZM226 128V129H225ZM228 128V129H227ZM240 130V131H238V129ZM243 130H242V129ZM263 128V129H262ZM21 129V130H20ZM32 129V130H31ZM42 129V131H40ZM64 131H63V130ZM72 129H74V130H72ZM82 129V130H81ZM91 129H92V131H91ZM111 129V130H110ZM120 129V130H119ZM121 129H123V130H121ZM203 129V130H202ZM232 131H231V130ZM253 129H254V131H253ZM259 129V130H258ZM10 130V131H9ZM22 130H24V133H23V131ZM30 130V131H29ZM34 130V131H33ZM59 131L60 132V130H61V132H60V135H58L59 134V132H57V131ZM77 130H78V132H77ZM82 132H81V131ZM103 130V131H102ZM108 130V131H107ZM110 130V131H109ZM127 132H129V134L128 133H126V134H124L126 131ZM223 130V131H222ZM236 130V131H235ZM245 130V131H244ZM3 131H4V133L6 132V134H4V135H2L3 134ZM13 132V134H12V132ZM22 133H21V132ZM25 131H26V134H25ZM28 131V132H27ZM39 131V132H38ZM64 132V134H63V132ZM71 132V134H70V132ZM84 131V132H83ZM91 133V134H89V132ZM116 131H117V134H116ZM120 131V134H121V132H122V134L120 135L118 132ZM123 131H125V132H123ZM200 131H202V132H200ZM220 131V132H219ZM225 131V132H224ZM234 131V132H233ZM9 132V133H8ZM32 132V133H31ZM37 132H38V134H37ZM42 132V133H41ZM45 132H46V135H44L45 134ZM52 132H54V133H52ZM57 134H56V133ZM74 132H76V133H74ZM107 132V133H106ZM200 132V133H199ZM210 132H212V134L210 133ZM217 132H218V134H217ZM227 132V133H226ZM236 132V133H235ZM257 132V133H256ZM260 132V133H259ZM14 133H16L15 135H14ZM40 133V134H39ZM62 133V134H61ZM79 133V134H78ZM95 133V134H94ZM110 133V134H109ZM207 135H209V136H207ZM213 133H215V134H213ZM222 133H224L223 135L225 136V135H228L227 137H223L222 136ZM229 133V134H228ZM247 133V134H246ZM8 134H11V135H9L8 136ZM36 134V135H35ZM56 136H55V135ZM77 134V135H76ZM105 134V135H104ZM108 134V135H107ZM112 134H113V136H112ZM116 136H115V135ZM204 134V135H203ZM236 134L238 135V136H236ZM240 134V135H239ZM242 134V135H241ZM249 134V135H248ZM262 135V136H260L261 138H259V135ZM2 135V136H1ZM7 135V136H6ZM39 135H40V137H39ZM63 135V136H62ZM67 135H69V136H67ZM80 135V136H79ZM92 135V136H91ZM120 135V136H119ZM192 135V136H191ZM202 135V136H201ZM219 135V136H218ZM21 136H22V138H21ZM26 136H28V138H26ZM30 136V137H29ZM48 136V137H47ZM65 136H67V137H65ZM77 136H79V137H77ZM84 136V137H83ZM86 136H88L87 138H89V139H87L86 138ZM101 136V137H100ZM130 136V137H129ZM133 136H134V138H135V141H134V138H133ZM198 136V137H197ZM218 136V137H217ZM230 136V137H229ZM231 136H233V137H231ZM252 136V137H251ZM3 139H2V138ZM6 137H11L12 139L13 138H15L14 140H12V139H10V138H6ZM26 139H25V138ZM31 137L32 138H34V139H31ZM38 137L40 138V139H38ZM51 137V138H50ZM71 137H73L72 138V141H71ZM76 137V138H75ZM92 137V138H91ZM97 137V138H96ZM110 137V138H109ZM113 137V138H112ZM120 137V138H119ZM124 137V138H123ZM132 137V138H131ZM192 137H193V139H192ZM249 137V138H248ZM20 138V139H19ZM42 138H43V140H42ZM65 140H64V139ZM67 138V139H66ZM122 138V139H121ZM130 140H129V139ZM191 138V139H190ZM200 138H201V140H200ZM214 138H216V142L214 141ZM233 138V139H232ZM252 138H254V139H257V140H254V139H252ZM25 139V140H24ZM27 139L29 140V141H27ZM36 139H38V140H36ZM48 139V140H47ZM51 139V140H50ZM76 139L78 140V141H76ZM93 139V140H92ZM106 139H108L107 141H106ZM127 139H128V141H127ZM211 141H210V140ZM243 139H244V141H243ZM260 139H262V140H260ZM20 140V141H19ZM36 140V141H35ZM46 140V141H45ZM50 140V141H49ZM53 140H54V142H53ZM89 140V141H88ZM98 140V141H97ZM117 140V141H116ZM133 142H132V141ZM190 140V141H189ZM260 140V141H259ZM23 141H24V143H23ZM35 141V142H34ZM38 141V142H37ZM48 141V144H46L45 142H47ZM52 141V142H51ZM83 141L85 142V144L83 143ZM94 141H95V143H94ZM102 141V142H101ZM123 141H125V142H123ZM256 141V142H255ZM26 142V143H25ZM33 142V143H32ZM43 142V143H42ZM99 142H101V143H99ZM103 142H105V144L107 145H104L103 144ZM128 142V143H127ZM130 142L132 143V144H130ZM202 142V143H201ZM37 143V144H36ZM39 143H42V144H39ZM50 143V144H49ZM55 143V144H54ZM65 144L64 146L63 145H61V144ZM81 143V144H80ZM97 143H99V144H97ZM247 143V144H246ZM27 144V145H26ZM115 144V145H114ZM129 144V145H128ZM192 144V145H191ZM199 144V145H198ZM208 144V145H207ZM29 145V146H28ZM31 145H32V147H31ZM43 145V146H42ZM51 145H53L52 147H53V151H52V147H51ZM58 145H60V147H61V149H60V147L58 146ZM84 145V146H83ZM96 145H99V146H97L96 147ZM102 145V146H101ZM103 145H104V147H103ZM113 145V146H112ZM195 145H197V146H195ZM213 145H214V148H213ZM262 146V148L261 147H259V146ZM63 146V147H62ZM78 146V147H77ZM90 146H92V148L90 147ZM116 146V147H115ZM129 146V147H128ZM153 146H154V143H153ZM212 146V147H211ZM1 147H4V148H2L1 149ZM10 147H12V148H10ZM35 147V148H34ZM40 147V149H39V151L37 150L38 148ZM41 147H44L46 150H47V148L50 150H45V152H44V148H43V151H41L42 149H41ZM58 147V148H57ZM74 147H76L77 149H75ZM79 147H81V149H85V151H83V150H81ZM96 147V148H95ZM106 147V148H105ZM108 147V148H107ZM119 147H121V148H119ZM123 147H125V148H123ZM175 147V148H174ZM195 147V148H194ZM249 147V148H248ZM253 147V149H251ZM24 148V149H23ZM25 148H27V150L25 149ZM62 148L64 149L65 148V151L64 150H62ZM101 148L103 149V151L101 150ZM111 148H113V149H111ZM115 148V149H114ZM123 148V149H122ZM129 148V149H128ZM132 148V149H131ZM259 148H261V151H260V149ZM8 149V150H7ZM10 149V150H9ZM13 149V150H12ZM22 149V150H21ZM60 151H59V150ZM96 149V150H95ZM106 149H107V151H108V154H107V151H106ZM141 149V150H140ZM182 149V150H181ZM213 151H212V150ZM255 149V150H254ZM2 150H3V152H2ZM23 150H24V152H23ZM62 150V151H61ZM80 150V151H79ZM90 150H91V152L92 153H90ZM117 150H118V152H117ZM120 150H122L121 152H120ZM130 150V151H129ZM133 150H134V152H133ZM140 150V151H139ZM173 150V151H172ZM175 150V151H174ZM192 150H193V152H192ZM205 150H206V152H205ZM18 151H20V152H18ZM22 151V152H21ZM34 151V152H33ZM37 151V152H36ZM57 151V152H56ZM95 151L97 152V155H96V153H95ZM99 151V152H98ZM100 151H101V153H100ZM116 151V152H115ZM129 151V152H128ZM251 151H253L252 153H251ZM7 152V153H6ZM10 152V153H9ZM12 152V153H11ZM15 152H17V153H15ZM28 152H29V154H28ZM39 152H44V155H43V153H42V155H40L41 153H39ZM49 153V154H47V153ZM52 152H54V153H52ZM60 152V153H59ZM79 152V153H78ZM86 152V153H85ZM103 152V153H102ZM126 152H128V153H126ZM133 152V153H132ZM138 152V153H137ZM146 153L145 155L144 154H142V153ZM196 152V153H195ZM9 153V154H8ZM15 153V154H14ZM23 153V154H22ZM31 153H32V155H31ZM36 153H38V154H36ZM51 153V154H50ZM76 153H78V154H76ZM107 155H106V154ZM114 153V154H113ZM126 153V154H125ZM129 153H130V155H129ZM253 153H255V155L253 154ZM18 154H21V155H18ZM25 154V155H24ZM54 154L56 155V154H58V155H56V156H54ZM67 154H68V156H67ZM87 154H88V156H87ZM92 154H94V155H92ZM101 154V155H100ZM116 154L118 155V156H116ZM133 154H134V156H135V154H136V156H138V155H143L142 156V158H141V156H138V158L139 159H136L137 157L135 156H133ZM150 156H148V155ZM171 154H173V155H171ZM182 154V155H181ZM188 155V156H186V155ZM197 154V155H196ZM215 154V155H214ZM11 156V157H9V156ZM31 155V156H30ZM39 155V156H38ZM47 155H49V156H47ZM50 155H51V157H50ZM54 157H53V156ZM70 155V156H69ZM72 155H73V157H72ZM80 157H79V156ZM110 155H113L112 157L110 156ZM183 155H185V156H183ZM209 155V156H208ZM213 155V156H212ZM258 155H260V156H258ZM9 158H8V157ZM14 158H13V157ZM22 156V157H21ZM24 156V157H23ZM35 156H37V157H35ZM75 156H76V158H75ZM94 158H93V157ZM101 156V157H100ZM110 156V157H109ZM125 156L127 157V158H125ZM146 158H145V157ZM156 156V157H155ZM194 156V157H193ZM204 156V157H203ZM4 157V158H3ZM20 157V158H19ZM27 157L29 158V159H27ZM40 157H45V158H43V159H41ZM47 157H48V160H47ZM53 157V158H52ZM72 157V158H71ZM82 157V158H81ZM96 157V158H95ZM98 157V158H97ZM119 158V159H117V161L119 160V162H117V161H115L116 160V158ZM173 157V158H172ZM201 158V159H199V158ZM255 157V158H254ZM259 157V158H258ZM8 158V159H7ZM16 158V159H15ZM17 158H19L18 160V162H16L17 161ZM22 158H23V161H21L22 160ZM32 158V159H31ZM38 158H40V159H38ZM64 158H66V159H64ZM67 158H68V160H67ZM101 158H102V160L104 159L105 160V163H104V160H103V163H102V160H101ZM112 158V159H111ZM136 160H135V159ZM144 158V160H142ZM152 160H151V159ZM155 158H157V159H155ZM184 158H187V160L186 159H184ZM189 158H191V159H189ZM197 158H198V160H197ZM207 158V159H206ZM215 158V159H214ZM257 158V159H256ZM4 159V161H2ZM10 159H13V160H10ZM45 159V160H44ZM73 159V160H72ZM109 159V160H108ZM111 159V160H110ZM114 159V160H113ZM131 159H133V160H131ZM148 159V160H147ZM159 159V160H158ZM169 159V160H168ZM188 159L190 160V161H188ZM213 159V160H212ZM26 160H27V162H26ZM36 160L38 161L37 163H35L36 162ZM51 160V161H50ZM67 160V161H66ZM70 160V161H69ZM81 160V161H80ZM90 160V161H89ZM129 160H131V161H129ZM153 161V163L151 162V161ZM165 160V161H164ZM171 160V161H170ZM29 161V162H28ZM42 161V162H41ZM64 161L65 162H67V163H65L64 164ZM75 161H79L78 163L80 164V166L78 167L77 165H78V163L76 162V166H75ZM96 161H98L99 163L97 164V162ZM134 161H136V162H134ZM138 161H141V162H138ZM144 161V162H143ZM148 161V162H147ZM155 161H156V163H155ZM163 161L164 162H166V163H163ZM168 161V162H167ZM172 161H174V163L172 162ZM216 161V163H219V162H222V163H219L220 164V166H221V169L223 168H226V169H224V170H220V167H219V165L217 164L216 165V163H214ZM11 162V163H10ZM21 162H23V163H25V164H23V163H21ZM55 162V163H54ZM93 162H95L94 164H93ZM115 162V163H114ZM127 162H128V164L129 165H127ZM133 162V164H131ZM143 162V163H142ZM150 162V163H149ZM159 162V163H158ZM170 162V163H169ZM12 163H13V165H15L14 167L12 166ZM15 163V164H14ZM29 163V164H28ZM45 164V165H43V164ZM49 164L48 166V169L46 168V166H47V164ZM72 163H73V165H72ZM102 163V164H101ZM108 163H110V164H108ZM145 163V164H144ZM185 163V164H184ZM206 163V164H205ZM209 163V164H208ZM10 165V167H9V165ZM18 164V165H17ZM22 164L23 165H25V166H22ZM39 164L40 165H42L44 168H42V167H40L39 166ZM51 164V165H50ZM72 165V167L71 168H68V167H70L71 165ZM100 164V165H99ZM118 164V165H117ZM165 165V167H164V165ZM176 164H178V165H176ZM197 164H198V166H197ZM251 164V165H250ZM6 165V166H5ZM59 166V167H57V166ZM62 165V166H61ZM66 165H68V166H66ZM96 165V166H95ZM107 165V166H106ZM112 165H114V166H116V167H113ZM122 165V166H121ZM127 166L128 168H130L131 170V174L132 173H134L135 171V176H134V180H133V174L131 175L130 173L128 174L127 172V167H124V166ZM145 165V166H144ZM161 165V166H160ZM170 165V166H169ZM201 165V166H200ZM204 165H206L205 166V168H203V170L201 171V169H200V167L202 168V166L204 167ZM242 165V166H241ZM5 168H3V167ZM35 166V167H34ZM52 168H51V167ZM62 168H64L66 171H64V169H60L61 167ZM64 166V167H63ZM73 166H75V167H73ZM108 166H109V168H108ZM118 166H121V167H118ZM132 166H134V167H132ZM147 166V167H146ZM152 166V167H151ZM181 166H183V167H181ZM25 169H27V170H25ZM27 167V168H26ZM29 167H31V168H29ZM34 167V168H33ZM37 167V168H36ZM54 167H56L55 169H53ZM67 167V168H66ZM82 169H81V168ZM83 167H84V169H83ZM86 167H87V169H86ZM92 167H94V169L92 168ZM96 167V168H95ZM104 167V168H103ZM107 169H106V168ZM118 167V168H117ZM124 167V168H123ZM144 169H143V168ZM177 167V168H176ZM4 170H3V169ZM7 168H9V170L7 169ZM11 168V169H10ZM12 168H13V171H10V170H12ZM20 168H22L23 169V172H22V170L20 169ZM51 168V169H50ZM78 168H80V169H78ZM98 168V169H97ZM102 168H103V170H102ZM112 168H113V170H112ZM133 168V169H132ZM244 168V169H243ZM14 169L16 170V169H18V171H15L14 172ZM31 169V170H30ZM35 169V170H34ZM42 169H44L43 170V172L41 173V171H42ZM50 169V170H49ZM57 169L59 170L58 172H57ZM67 169H69V170H67ZM93 169V170H92ZM109 169V170H108ZM118 169V170H117ZM120 169L122 170L121 172H124V169H125V172H124V174H122L121 172H120ZM127 169V170H126ZM146 169H147V172H148V174H149V177L147 176L146 178L143 176V172L144 171H146ZM151 169V170H150ZM153 169V170H152ZM167 169H169L170 171H171V173H170V171L169 170H167ZM197 169H198V171H197ZM2 170V171H1ZM36 170H38V171H36ZM52 170H54V171H52ZM87 170V171H86ZM89 170V171H88ZM94 170H96V171H94ZM107 170V171H106ZM114 172H112V171ZM115 170V171H114ZM142 170H144V171H142ZM159 170V172L157 173L156 171H158ZM172 170L174 171V172H176L175 174H173L174 172H172ZM178 170H180V171H178ZM211 170V171H210ZM30 171H31V173H32V175H29V173H30ZM46 171H47V173H46ZM50 171H52V172H50ZM141 171H142V173H141ZM169 171V172H168ZM188 171V169L186 170V172ZM200 171V172H199ZM206 171V172H205ZM208 171V172H207ZM222 171V172H221ZM227 171H228V173H227ZM241 171V172H240ZM22 172V173H21ZM44 172H45V174L47 175H45L44 174ZM49 172L51 173V174H49ZM55 172V173H54ZM105 173V174H103V173ZM120 174H119V173ZM151 172V173H150ZM197 172H199V175H198V173ZM212 172H214V173H212ZM18 173V174H17ZM37 173L39 174V176L37 175ZM96 173V174H95ZM102 173V174H101ZM115 173H118V174H116L115 175ZM168 173V174H167ZM179 173V174H178ZM211 173V175H208V174H210ZM22 174V175H21ZM110 174V175H109ZM125 174L127 175H129V177L130 178H132V180L130 179V178H127L126 176H125ZM162 174V175H161ZM207 174V175H206ZM19 175H21V176H19ZM26 177H25V176ZM49 175V176H48ZM107 175V176H106ZM112 175V176H111ZM142 175V176H141ZM155 175V176H154ZM218 175V176H217ZM224 175V176H223ZM240 175H239V177H240ZM24 176V177H23ZM46 176V177H45ZM102 176H103V179H102ZM119 176V177H118ZM140 178H139V177ZM158 176V177H157ZM170 176V177H169ZM176 178H175V177ZM226 176V177H225ZM21 177V179L19 180V178ZM31 177V178H30ZM33 177V178H32ZM36 177V178H35ZM39 177V178H38ZM115 177V178H114ZM124 177H126L127 178V181H126V178H123ZM160 177V178H159ZM197 177H199L198 179H197ZM216 177H219V178H216ZM221 177V178H220ZM225 177V178H224ZM245 177V176H244ZM6 178V179H5ZM26 178V179H25ZM30 178V179H29ZM85 178V179H84ZM104 178H108L109 179V182L110 183H108V186H107V184L105 185V183H104ZM112 178V179H111ZM114 178V179H113ZM116 178H119L120 180H121V178H122V182L121 181H116ZM151 178V179H150ZM159 178V179H158ZM163 178L165 179V180H163ZM171 178V179H170ZM196 178V179H195ZM228 178V179H227ZM241 181H244V179H243V175H241ZM37 181H36V180ZM62 179V180H61ZM73 179L74 180H80V179H83V180H85V183H87V184H89V186H92V193H93V200L91 201V203H84L83 202V197L82 196H84V195H82L81 194V190L78 188V185H76L74 182H73ZM112 180V182H111V180ZM135 179H137V180H135ZM161 179V180H160ZM180 179V180H179ZM25 180V181H24ZM29 181V182H27V181ZM32 180H33V182H32ZM94 180V181H93ZM127 182H125V181ZM130 180V181H129ZM154 180V181H153ZM163 180V181H162ZM173 180V181H172ZM175 180V181H174ZM25 182V183H23V182ZM147 181V182H146ZM148 181H150V182H148ZM169 181V182H168ZM182 181V182H181ZM204 181H206V183L204 182ZM32 182V183H31ZM34 182H36V183H34ZM46 184H45V183ZM119 182H120V184H119ZM129 182V183H128ZM131 182V183H130ZM136 182V183H135ZM178 182V183H177ZM27 183V184H26ZM31 183V184H30ZM39 183V184H38ZM55 183V184H54ZM69 183V184H68ZM90 183H92V184H90ZM112 183V184H111ZM148 183V184H147ZM173 183V184H172ZM180 183V184H179ZM8 184V185H7ZM22 185V184H24L23 186H21L20 187V185ZM31 186H30V185ZM35 184V185H34ZM129 184H134L136 187H139V188H141V189H143V191L144 192H146L147 193V195H150L149 197L146 195V196H143L145 199H144V201H143V203L139 200L140 199V196L137 194L138 192L136 191V190H134L133 188L131 189L130 188V185ZM160 184V185H159ZM176 184V185H175ZM177 184H178V186H177ZM204 184H206V185H204ZM209 184V185H208ZM3 185H4V187H3ZM13 185H15V186H13ZM27 185V186H26ZM41 185L43 186H45V188H44V186H43V188L41 187ZM46 185H47V187H46ZM61 185H63V186H61ZM148 185V186H147ZM170 187H169V186ZM180 185V186H179ZM185 185H187V186H185ZM190 187H189V186ZM203 185H204V187H203ZM29 186V187H28ZM37 186H38V189H37ZM66 186H67V188L68 189H65L66 188ZM127 186V187H126ZM128 186H129V188H128ZM172 186V187H171ZM4 189H3V188ZM23 187V188H22ZM25 187H27V189L25 190ZM32 187V188H31ZM34 187V188H33ZM62 187H63V189L64 190H62ZM97 187H99V189L98 190H96L95 188H97ZM109 187V188H108ZM113 187V188H112ZM114 187H116V189H114ZM154 187H156V189L154 188ZM167 187H169V188H167ZM178 187H181V189L180 188H178ZM183 187V188H182ZM185 187V188H184ZM187 187V188H186ZM14 188L18 191H16V190H14ZM30 188V189H29ZM50 188V189H49ZM126 188V189H125ZM190 188V189H189ZM20 189V190H19ZM28 189H29V191H28ZM32 189H34L33 191H32ZM36 189V190H35ZM42 189V190H41ZM52 189V190H51ZM119 189V190H118ZM129 189V190H128ZM157 189H159V190H157ZM177 189V190H176ZM184 189V190H183ZM204 189V190H203ZM27 191L26 192V194H25V191ZM50 190V191H49ZM71 190V191H70ZM110 190V191H109ZM114 190L116 191V192H114ZM126 190V191H125ZM150 190V191H149ZM161 190V191H160ZM177 192H176V191ZM190 190V192H188ZM21 191V192H20ZM31 191H32V193H31ZM37 193H36V192ZM69 191V192H68ZM72 191H73V193H72ZM119 191H121V192H119ZM185 191V192H184ZM192 191V192H191ZM201 191H204V192H201ZM20 192V193H19ZM38 192H40V194L38 193ZM42 192V193H41ZM51 192V193H50ZM70 192H71V194H70ZM74 192H75V195H74ZM79 192V193H78ZM108 192H110L109 194H108ZM119 192V193H118ZM130 192V193H129ZM169 192V193H168ZM2 193V194H1ZM8 193L11 195H8ZM16 193V194H15ZM19 193V194H18ZM29 193V194H28ZM35 193V194H34ZM45 193H48V194H45ZM53 193V194H52ZM116 193V194H115ZM127 193V194H126ZM160 193V194H159ZM176 193V194H175ZM185 193H186V196H185ZM205 193V194H204ZM3 194H4V196H3ZM15 195L14 197H13V195ZM30 194H31V196H32V194H34L32 197H35L36 196V198L38 199V200H36V198H34V200H32V198H31V196H30ZM39 194V195H38ZM44 194V195H43ZM50 194V195H49ZM101 195V196H99V195ZM113 194V195H112ZM123 194H125V198L123 199V200H121L122 198L121 197H123L124 195ZM163 194V195H162ZM184 194V195H183ZM17 195V196H16ZM27 195V196H26ZM41 196V197H39L40 198V200H39V198H38V196ZM47 195V197L46 198H50V199H52L53 200V198H54V201H55V199L56 198H58L57 199V201H55V203H56V205H58L61 209H64L63 211H59V210H61L59 207H58V210H56L54 213H53V215H51L50 213H49V211H48V209H47V207L45 206L46 204V201L48 200V199H46L45 198V196ZM54 195V196H53ZM82 195V196H81ZM108 195V196H107ZM130 195V196H129ZM134 195V196H133ZM181 195V196H180ZM200 195V194H199ZM202 195H200V196H202ZM215 195V196H214ZM4 197V200H3V197ZM8 196H10V197H12V200H11V198L9 199V197ZM26 196V197H25ZM28 196H30V198L28 197ZM99 196V199L97 198ZM109 198L110 196H114L115 198H118V203H116V204H113V203H110L109 201H107L108 200V198ZM210 196V197H209ZM208 196V200H209V202H207V204L211 207V204H212V206L213 205H216V202H217V200L218 199H220V195L218 196V194L217 193H214V194H212V195H209ZM2 197V198H1ZM8 197V198H7ZM20 197H22V199H20ZM44 197V198H43ZM56 197V198H55ZM74 197V198H73ZM81 197V198H80ZM101 197H103V199H104V201H103V199L101 198ZM5 198H7V200L5 199ZM28 199L27 201H26V199ZM43 198V199H42ZM102 199V201H101V199ZM107 198V199H106ZM137 198V199H136ZM155 198V199H154ZM159 198V199H158ZM163 200H161V199ZM173 198H174V200H173ZM177 200H176V199ZM182 198V199H181ZM210 198V199H209ZM13 199L15 200V201H13ZM18 199V200H17ZM19 199H20V201H19ZM24 199V200H23ZM30 199L33 201L32 202V204H30L29 202H31L30 201ZM74 199V200H73ZM82 199V200H81ZM172 199V200H171ZM10 200L12 201V202H10ZM100 200V201H99ZM127 200V201H126ZM129 200V201H128ZM132 200H134V201H132ZM174 201L171 205H170V203H171V201ZM182 200V201H181ZM186 200V201H185ZM191 200V201H190ZM214 200V201H213ZM4 201V202H3ZM44 203H43V202ZM76 201V202H75ZM177 202V205H176V202ZM180 201H181V203H182V205L186 208H184L181 204H180ZM186 203H184V202ZM213 201V202H212ZM216 201V202H215ZM10 202V203H9ZM14 202H15V204H14ZM28 202V203H27ZM60 202H61V204H60ZM63 202V203H62ZM101 202H103L105 205H101ZM129 202H131V203H129ZM158 204V205H156V203ZM161 202V203H160ZM189 202V203H188ZM4 203H6V204H4ZM13 203V204H12ZM28 204V205H26V204ZM58 203V204H57ZM136 203V204H135ZM21 204V205H20ZM22 204H23V206H22ZM30 204V205H29ZM34 204V205H33ZM84 204V205H83ZM88 204H90V205H88ZM125 204V205H124ZM129 204H131V205H129ZM153 204V205H152ZM179 204H180V206H181V208H180V206H179ZM119 206V208H118V206ZM141 205V206H140ZM150 205H152V206H150ZM6 206V207H5ZM8 206V207H7ZM62 206H64V207H62ZM75 206V207H74ZM77 206V207H76ZM78 206H79V208H78ZM107 206V207H106ZM123 206V207H122ZM143 206V207H142ZM157 208H156V207ZM174 206H176V207H174ZM187 206H189L188 208H187ZM28 207V208H27ZM133 207V208H132ZM163 207V209H165V211L164 210H162L161 208ZM23 208V209H22ZM30 208V209H29ZM113 208V209H112ZM115 208V209H114ZM118 208V209H117ZM145 208V209H144ZM172 208H174V209H171ZM213 208L214 209H217V207H215V206H213ZM72 209V210H71ZM83 209V210H82ZM110 209H112V211L110 210ZM168 209V210H167ZM176 209V210H175ZM3 210V211H2ZM21 210V211H20ZM25 211V212H23V211ZM28 210H30V211H28ZM75 210V211H74ZM81 210V211H80ZM86 210V211H85ZM113 210H115L114 212H113ZM125 212H124V211ZM132 210H133V212H132ZM134 210H135V213H134ZM147 210H148V212H147ZM154 210H156V211H154ZM172 212H170V211ZM178 210V211H177ZM74 211V212H73ZM86 213H85V212ZM119 211V212H118ZM162 211V212H161ZM168 211V212H167ZM173 211H174V213H173ZM197 211L198 212H202L203 211V207H198V209H197ZM17 212L19 213V212H21V214H22V216L20 215L19 216V214L17 215ZM30 212V213H29ZM65 212V213H64ZM82 214H81V213ZM95 213V215H94V213ZM96 212H97V214H96ZM102 212V213H101ZM112 212V213H111ZM116 212H118V213H116ZM121 212V213H120ZM160 212H161V214H160ZM178 212H179V215L177 216V214H178ZM186 212V213H185ZM188 212H189V214H188ZM8 213V214H7ZM108 213V214H107ZM111 215H110V214ZM116 213V214H115ZM158 214L157 216H156V214ZM166 213V214H165ZM167 213H169L168 215H167ZM176 213V214H175ZM192 213V214H191ZM195 213H196V215H195ZM5 216H7V217H4V215ZM25 216H24V215ZM27 214H28V216H27ZM30 214V215H29ZM66 214H67V216H66ZM79 214V216H77ZM86 214V215H85ZM116 216H115V215ZM122 214V215H121ZM126 214V215H125ZM173 216H172V215ZM188 214V215H187ZM8 215H9V217H8ZM11 215L13 216L12 218H11ZM33 215V216H32ZM92 215V216H91ZM106 215V216H105ZM119 215V216H118ZM136 215H137V218H136ZM164 215V216H163ZM175 215V216H174ZM30 216V217H29ZM78 217V219H77V217ZM82 216V218L83 219H81L80 217ZM113 218H112V217ZM130 216V217H129ZM167 216V217H166ZM177 216V217H176ZM182 216V217H181ZM185 216H186V218L187 219H185ZM197 216V217H196ZM23 217V218H22ZM26 217H28V218H26ZM93 217V218H92ZM144 217V218H143ZM164 217V218H163ZM173 217V218H172ZM175 217V218H174ZM190 217V218H189ZM16 218V219H15ZM19 218V219H18ZM36 218V219H35ZM72 218H75V219H72ZM79 218H80V220H79ZM102 220H101V219ZM161 218H163V219H161ZM189 218V219H188ZM194 218V219H193ZM19 220V222H17L16 220ZM30 219H32V221L30 220ZM85 219V220H84ZM90 219V220H89ZM121 220V222L119 221V220ZM154 219V220H153ZM169 221H168V220ZM183 219V220H182ZM193 219V220H192ZM5 220V221H4ZM9 220L13 223H11V222H9ZM20 220H22L21 222H20ZM30 220V221H29ZM36 220V221H35ZM42 220V221H41ZM71 220H74V221H72L71 223H70V221ZM84 220V221H83ZM93 220V221H92ZM98 220V221H97ZM105 220H106V222H105ZM143 220V221H142ZM149 220H150V222H149ZM8 221V222H7ZM26 221V222H25ZM40 221V222H39ZM88 221V222H87ZM92 221V222H91ZM105 223H104V222ZM136 221V222H135ZM147 221H148V223H147ZM164 221V222H163ZM175 221V222H174ZM195 221H196V225H195ZM199 221H201L200 223H199ZM5 222H7V223H5ZM25 222V223H24ZM35 222H37L36 224H35ZM77 222V223H76ZM81 222H82V224H81ZM84 222V223H83ZM101 222H102V224H101ZM166 222V223H165ZM191 222V223H190ZM9 223V224H8ZM17 223V224H16ZM27 223V224H26ZM74 223V227H72L73 224ZM89 223H91V224H89ZM92 223L94 224V225H92ZM107 223V224H106ZM147 223V224H146ZM170 223H172V224H170ZM174 223H175V225H174ZM194 223V224H193ZM6 224H8V225H6ZM12 224V225H11ZM24 224V225H23ZM29 224H31V225H29ZM38 224V225H37ZM81 224V225H80ZM88 224V226H86V228L84 227L85 225H87ZM99 224V225H98ZM142 224H144V225H142ZM152 224V225H151ZM160 224V225H159ZM167 224H169V226L167 225ZM189 224V225H188ZM14 225V226H13ZM20 225V226H19ZM28 225V226H27ZM38 227H37V226ZM72 225V226H71ZM150 225V226H149ZM171 225H173V227H171L170 228V226ZM192 225V226H191ZM195 225V226H194ZM12 226V227H11ZM16 226V227H15ZM19 226V227H18ZM21 226H23V227H21ZM25 226H27V228H28V230L26 229V227ZM33 226H36V227H33ZM65 226H67L68 227V229H67V227H65ZM85 228H83V227ZM92 226V227H91ZM104 226V227H103ZM112 226V227H111ZM127 226V227H126ZM148 226H149V230L147 231V229H148ZM153 226L155 227L154 229H153ZM163 228H162V227ZM187 226V227H186ZM197 226V227H196ZM7 227H9L8 229H7ZM14 227V228H13ZM32 227H33V229H35L34 231H33V229H32ZM48 227V228H47ZM95 227H96V229H95ZM112 229V232H111V229ZM136 227V228H135ZM147 229H146V228ZM157 227V228H156ZM169 227V228H168ZM176 227V228H175ZM190 227V228H189ZM193 227H196V228H193ZM11 228V229H10ZM21 228V229H20ZM39 228V229H38ZM60 228V229H59ZM71 228H73V230L76 232H74L73 230H71ZM81 228L82 229H84V231L83 230H81ZM88 228V229H87ZM145 228V229H144ZM165 228H167L166 229V231L164 230ZM184 230H183V229ZM201 228V229H200ZM12 229H14L15 231H16V233H15V231L14 230H12ZM21 231H20V230ZM38 229V230H37ZM76 229H77V231L79 232H77L76 231ZM79 229V230H78ZM110 229V230H109ZM136 229V231H134ZM139 229V230H138ZM144 231H143V230ZM170 229H172V230H170ZM19 230V231H18ZM22 230H24V231H22ZM39 230H41L40 232H39ZM67 230H68V232H67ZM116 230V231H115ZM123 230V231H122ZM162 230V231H161ZM169 230H170V232H169ZM174 230V231H173ZM201 230V231H200ZM27 231H28V235L26 234L27 233ZM31 231V232H30ZM33 231V232H32ZM49 231V232H48ZM71 231H73V232H71ZM89 231H91V232H89ZM101 231V232H100ZM110 231V232H109ZM116 232V233H114V232ZM180 231V232H179ZM187 231V232H186ZM196 231V232H195ZM14 232V234H12ZM39 234H38V233ZM43 232H45V233H43ZM60 232V233H59ZM103 232H105V233H103ZM109 232V233H108ZM160 232H163V233H160ZM165 232V233H164ZM189 232V233H188ZM7 233V234H6ZM23 233V234H22ZM33 233V234H32ZM37 235H36V234ZM58 233H59V235H58ZM73 233V234H72ZM111 233V234H110ZM125 233L126 234H128V235H125ZM139 233L141 234V235H143L144 237V240H142L143 241V243H142V241H139V238H138V235H139ZM152 233L154 234V233H156V234H154V235H152ZM178 233H179V236H178ZM181 233V234H180ZM184 233V234H183ZM197 233V234H196ZM6 234V235H5ZM32 234V235H31ZM43 234H45V235H43ZM72 234V235H71ZM79 234H81V235H79ZM117 234V235H116ZM189 234V235H188ZM9 235V236H8ZM12 235V236H11ZM13 235L15 236V238L13 237ZM24 235H25V238H24ZM31 235V236H30ZM64 235V236H63ZM77 235V236H76ZM92 235V236H91ZM114 235V237H115V239H114V237H112ZM149 237H148V236ZM187 235V236H186ZM62 236H63V238H62ZM72 236V237H71ZM130 236V237H129ZM188 236H190V237H192V238H190V237H188ZM7 237V238H6ZM59 237H61V238H59ZM65 237V238H64ZM117 237H119V238H117ZM127 237V238H126ZM22 238L24 239V240H22ZM28 238V239H27ZM41 238L43 239V240H41ZM46 238V239H45ZM73 238H76L75 239V243L73 242V244L75 245V248H74V245H72V240L71 241H69L70 239H73ZM77 238H80L79 240L77 239ZM83 238V239H82ZM122 238V239H121ZM124 238V239H123ZM126 238V239H125ZM137 238H138V240H137ZM183 238V239H182ZM47 239H49L48 240V242L46 241ZM64 239V240H63ZM67 239V240H66ZM118 239H121L120 241L121 242H119V240ZM192 239V240H191ZM195 239V240H194ZM11 240V241H10ZM17 240V241H16ZM18 240L20 241L19 243H21V244H23V245H21V244H19L18 243ZM27 240V241H26ZM36 240H37V242L38 243H40V244H38V243H36ZM44 240H45V242H44ZM82 240V241H81ZM107 240V241H106ZM190 240H191V242H190ZM23 241V242H22ZM33 241V242H32ZM41 241H42V243H41ZM52 241V242H51ZM60 241V242H59ZM74 241V240H73ZM261 241V242H260ZM11 242V243H10ZM25 242H27V243H25ZM31 242V243H30ZM34 242H35V244H34ZM48 243V245H47V243ZM77 242V243H76ZM108 242V243H107ZM131 242H133L134 244H132ZM141 242V243H140ZM249 242H252V240H248V241H244L243 242V246L244 247H242L243 249H244V251H243V253H244V260H245V257H248L249 259L250 258H252V257H255V254L256 253H259V252H262L263 251V249H264V242H263V239H256L255 240V242L254 243H249ZM14 243V244H13ZM29 243V244H28ZM45 243H46V246H45ZM62 243V244H61ZM71 243V244H70ZM107 243V244H106ZM119 243V244H118ZM248 243H249V245H252V244H255V245H252V246H248ZM19 246H18V245ZM50 244V245H49ZM52 244H54V246L52 245ZM76 244H78V246H76ZM257 244V245H256ZM263 244V245H262ZM8 245V246H7ZM16 245V247H14ZM27 245V246H26ZM37 245V246H36ZM39 245V246H38ZM72 245V246H71ZM89 245V246H88ZM139 245H140V247H139ZM36 248H35V247ZM42 246V247H41ZM52 246V247H51ZM80 246V247H79ZM86 246V247H85ZM118 246V247H117ZM120 246V247H119ZM193 246V247H192ZM255 246H256V248H255ZM259 246H262V247H260V249H262V250H260V249H258V247ZM13 247V248H12ZM30 247V248H29ZM37 247H39L40 249H41V251H40V249L39 248H37ZM57 247V248H56ZM117 247V249L118 248H120L119 250H121L122 252H120L119 250H118V252H117V249H115ZM138 247V248H137ZM189 247V248H188ZM250 247H252L253 248V251L251 252V250H250V252H247V251H249L248 250V248L250 249ZM14 248H16V249H14ZM55 248V249H54ZM89 248V249H88ZM190 248L192 249V250H190ZM246 248V249H245ZM251 248V249H252ZM8 249V250H7ZM25 249V250H24ZM29 249H30V251H29ZM31 249H32V251H31ZM35 249H37V251L35 252L34 250ZM39 249V250H38ZM44 249H46V250H44ZM53 249V250H52ZM59 249V250H58ZM80 249H82L81 251H79ZM86 249H87V251H86ZM107 249L108 250H110V251H107ZM194 249H196V251L194 250ZM7 250V251H6ZM10 250H12V251H10ZM29 252H28V251ZM46 252H44V251ZM50 250V251H49ZM54 251V252H56V253H59L58 255L59 256H57V254L55 255V253L54 252H52V251ZM257 252H256V251ZM18 251V252H17ZM35 253H34V252ZM38 251H40V253H38ZM48 251V252H47ZM8 252V253H7ZM12 252V253H11ZM116 254H115V253ZM161 254H165V255H161L160 256V253ZM256 252V253H255ZM29 253V254H28ZM53 253V254H52ZM100 253V254H99ZM118 253H120V254H118ZM255 253V254H254ZM43 254V255H42ZM49 254H51V255H49ZM70 254V255H69ZM101 255V256H99V255ZM131 254H132V252H131ZM33 255V256H32ZM107 255V256H106ZM118 255H120V256H118ZM121 255H123L122 257H121ZM159 255V256H158ZM4 256V257H3ZM32 258H31V257ZM53 256V257H52ZM58 257V258H56V257ZM110 256V257H109ZM111 256H115L114 258H112ZM117 256V257H116ZM157 256V257H156ZM163 256V257H162ZM168 256V258H164V257H167ZM24 257V258H23ZM25 257H30V258H28V259H30V260H26V258ZM35 257V258H34ZM85 257V258H84ZM121 257V258H120ZM152 257V258H151ZM160 257H162L161 259H160ZM33 258H34V260H33ZM116 258H118L119 260H118V263H117V261H115L116 260ZM191 258V257H190ZM4 259H6V260H4ZM96 259V260H95ZM151 259H153V260H151ZM157 260V261H155V260ZM192 259V258H191ZM50 260V261H49ZM52 260V261H51ZM108 260V259H107ZM111 260V261H110ZM128 261V263L126 262V261ZM160 260V261H159ZM25 261V262H24ZM44 261V262H43ZM54 261V262H53ZM60 261H62V262H60ZM51 262V263H50ZM53 262V263H52ZM116 262V263H115ZM120 262V263H119ZM249 262L247 261V262H245V264H248ZM130 264V263H129ZM131 264H135L134 262H131Z\"/></svg>",
    "mask_w": 264,
    "mask_h": 264
},
{
    "label": "bare ground",
    "instance_id": "bare-ground-1",
    "mask_svg": "<svg viewBox=\"0 0 264 264\" xmlns=\"http://www.w3.org/2000/svg\"><path fill=\"white\" fill-rule=\"evenodd\" d=\"M15 1V0H14ZM35 0H18V5H16L15 6V8H16V10L17 11H20V13H22L23 12V14L24 13H26V15L28 14V12H27V7L28 6H30L31 4L33 5V4H36L35 2H34ZM57 1V0H56ZM59 1V5H60V13L57 15V17H56V22H58V24H59V28H57V29H61L62 31H63V33L61 34L62 35V39L60 40V41H62L63 43H64V45H65V47L64 48H66L67 49V51H69L70 52V54H71V56H72V58L74 59V63H75V67H74V69L76 70V71H73V73L74 72H76L77 73V79H75L73 82H72V77L73 76H71V75H69L68 74V72H67V70L65 69V66L62 64L63 63V61H61L60 60V57H61V55H60V53L59 52H57L56 51V45H54V42L55 41H53V39L50 37V35H46V38H45V41H47L46 43H45V41L43 42L45 45H46V47L49 49V52L50 53H48V57H49V61H51V63L50 64H54V66H50L49 67V69L50 70H52L51 69V67L52 68H54L55 70H56V72H57V75L59 76V78H60V81H61V83H60V86H58V88H57V92L55 91L54 93H56V94H54V95H50V94H47V96H49V98L48 97H46V103H42L43 104V106L44 105H48V106H54V99H58L57 101H59L60 100V102L61 101H63L64 102V104H65V106H71V105H69V103H68V101H67V99L69 98L70 99V97L71 96H73V101H75L74 102V104L75 105H77V107H78V104L79 105H81L82 103V101L80 102V98H79V94L77 95L76 94V92H73L72 90L74 89V87L76 86V85H80V86H78V89H79V91L81 90V94H82V92H83V96L84 97H86L87 98V100L88 101H91V98H90V94H89V92H90V90H89V88L90 89H93L94 90V92L93 93H95V95L93 94V96L96 98V99H98V103H102L104 106H109V110H110V113L111 114H113L114 112L112 111V107H114L115 108V110H116V112H118L119 114H121V116L118 114V113H116L115 112V114H117V116L119 115V119L121 120V123L124 125H126L127 126V128H129V131L130 132H133L132 134H134V136H135V138H136V141H135V138H134V136H133V138H134V141L135 142H133L132 140V142L134 143L133 145H135L134 147V150L137 148L138 149V147H140L141 149H142V152L143 151H148L149 153H153L154 155H156V156H158L159 158L160 157H164L165 155H166V153H168L169 152V149H171V148H169V146L168 145H171L172 143H178V146L180 145L181 146V148L183 149V148H186V150H185V153L186 154H188V152H190V155L192 154L191 153V151H190V149H188V147H189V145H188V134H189V136H190V134H192V135H195V137H196V135H198V132H197V128L199 129V127H197L196 126V124H199V123H204L203 122V120H205V119H203L202 120V118H203V112L201 113V115H203V116H201L198 120H196V119H193V118H189V116L185 113V111H184V109H183V105L181 104V103H177V101H175V100H169V99H167V98H165L163 95H162V93H160V92H156V91H158V90H155V86H157V85H155L159 80H160V78L162 79V76H161V73H162V71L164 72V70H170V68L172 67H170V68H168L167 66L168 65H166L165 66V62H166V64H168L167 62L170 60L171 61V57L172 56H174L173 55V52H171V50H170V48L168 47V46H170L169 44H167L168 46H166V45H164L163 43H162V39L160 38V36L158 35V33L155 31V29L148 23V20L150 19H148V18H146L144 15H150V9H149V3H151L152 5H154L156 2H159L160 4L161 3H168V1L167 0H130L131 2H133V4L131 5L132 6V8H133V10H131V8H129L128 6H127V1L126 0H88V1H83V2H81V0H58ZM173 1V0H172ZM180 1V0H179ZM182 1V0H181ZM200 1H202V0H200ZM204 1H207V0H204ZM204 1H202L203 2V4H204ZM232 1V0H231ZM248 1V0H247ZM256 1V0H255ZM261 1V0H260ZM5 2V1H4ZM38 2H40L39 0H38ZM37 2V3H38ZM43 2V1H42ZM129 2V1H128ZM176 2V1H175ZM185 2V1H184ZM183 2V3H184ZM186 2H187V0H186ZM185 2V3H186ZM228 2H229V0H228ZM227 1H225V3H227V7H229V3H228ZM233 2V4H234V0L232 1ZM236 2H237V0H236ZM241 2H242V0H241ZM258 2V1H257ZM0 3L3 5V0H0ZM9 2H7V4H8ZM194 2H192V4H193ZM206 3V2H205ZM208 3V2H207ZM214 3V2H213ZM221 3V2H220ZM243 3V2H242ZM244 3H245V0H244ZM248 3V2H247ZM0 4V5H1ZM11 4H13V2H11ZM38 4H40V3H38ZM202 4V3H201ZM209 4V3H208ZM236 4V3H235ZM234 4V5H235ZM254 4V3H253ZM260 4V3H259ZM6 5V4H5ZM47 5H49V4H47ZM46 5V6H47ZM157 5H158V3H157ZM162 5V4H161ZM164 5H166V4H164ZM177 5H178V2H177ZM176 5V6H177ZM187 5H188V3H187ZM200 5V4H199ZM207 5V4H206ZM212 5V4H211ZM221 5H224V4H221ZM244 5V4H243ZM242 5V6H243ZM256 6L258 5V4H255ZM12 6V5H11ZM37 6H40L41 7V5H37ZM36 6V7H37ZM45 6V5H44ZM151 6V5H150ZM170 6H172V5H170ZM197 6H198V4H197ZM201 6V5H200ZM213 6V5H212ZM218 6H220V5H218ZM239 6V5H238ZM241 6V7H242ZM0 7H2V6H0ZM31 7H33V6H31ZM206 7V6H205ZM214 7V6H213ZM212 7V8H213ZM232 7H234V6H232ZM235 7H236V5H235ZM9 8V6L7 7V10H9L8 9ZM14 8V9H15ZM38 8V7H37ZM45 8V7H44ZM199 8V7H198ZM202 8V7H201ZM237 8H240V6L239 7H237ZM243 8V7H242ZM245 8V7H244ZM257 8H258V6H257ZM29 9V8H28ZM39 9V8H38ZM48 9V8H47ZM47 9H46V11H47ZM58 9V8H57ZM154 9H156V7L154 8ZM166 9V8H165ZM207 9V8H206ZM206 9H204L205 11H206ZM214 9H215V12L217 13V11L218 12H220L221 10H222V8H221V10L220 9H218L217 7H214ZM227 9V8H226ZM236 9V8H235ZM241 9V8H240ZM246 9V8H245ZM259 9V8H258ZM263 9V8H262ZM16 10H15V13H16ZM30 10H31V8H30ZM29 10V11H30ZM157 10V9H156ZM168 10V9H167ZM169 10H172V8L171 9H169ZM197 10H199V9H197ZM196 10V11H197ZM244 10V9H243ZM38 11V10H37ZM45 11V12H46ZM214 11V10H213ZM223 11H226L225 10V6H224V9H223ZM223 11H221V12H223ZM229 11V10H228ZM235 11V10H234ZM234 11H233V13H234ZM249 11H251V10H249ZM259 11H260V9H259ZM14 12V11H13ZM61 12H65V13H63V16H62V14H61ZM158 12V11H157ZM156 12V13H157ZM169 12H171V11H169ZM209 12V11H208ZM242 12V11H241ZM264 12V11H263ZM263 12H258V15L257 16H261V14H259V13H263ZM18 13V12H17ZM20 13L19 14H17V15H20ZM39 13V12H38ZM42 13V12H41ZM41 13H40V15H41ZM49 13V12H48ZM48 13H43L42 15L44 16V20H45V24H46V30H47V32H51V30H53L52 29V25H56V24H53L52 23V20H54V18H53V16H52V13H51V16H52V18L50 17V14H48ZM198 13V12H197ZM199 13H203L202 11H200ZM210 13V12H209ZM213 13V12H212ZM233 13H232V15H233ZM250 13H252V11L251 12H249V14ZM253 13H255V12H253ZM8 14H9V12H8ZM13 14V13H12ZM32 14V13H31ZM144 14V15H143ZM152 14H153V12H152ZM159 14V13H158ZM174 14V13H173ZM172 14V16H174ZM204 14V13H203ZM206 14H207V12H206ZM234 14H237V13H234ZM240 14V13H239ZM239 14H237V15H239ZM247 14H248V12H247ZM247 14H245V15H247ZM10 15V14H9ZM157 15V14H156ZM168 15V14H167ZM180 15V14H179ZM212 15V14H211ZM222 15V14H221ZM224 15H225V13H224ZM231 15V14H230ZM16 16V15H15ZM36 16V15H35ZM38 16V15H37ZM163 16V15H162ZM170 18H171V16L170 15H168ZM239 16H242V14L241 15H239ZM238 16V17H239ZM256 16V15H255ZM259 16V17H260ZM4 17V16H3ZM8 17V16H7ZM20 19H22L21 17H22V15H21V17L20 16H18ZM25 17V16H24ZM23 17V18H24ZM32 18H33V15L31 16ZM41 17V16H40ZM154 17V16H153ZM161 17V16H160ZM164 17V16H163ZM185 17H188V16H185ZM184 17V18H185ZM190 17V20H191V17L192 16H189ZM199 17V16H198ZM204 17V16H203ZM205 17H207V16H205ZM211 17H213V16H211ZM225 17H227V15L225 16ZM247 17H249V16H247ZM253 17V16H252ZM263 17H264V15H263ZM6 18V17H5ZM13 18H15V17H13ZM13 18H11V15H10V19H9V21L12 19L13 20ZM39 18V17H38ZM38 18H36V19H33L34 21L35 20H37ZM156 18H158V16L156 17ZM193 18V17H192ZM220 18V17H219ZM218 18V20H222V19H219ZM250 18V17H249ZM258 18V17H257ZM1 19V18H0ZM19 19V20H20ZM40 20H41V18H39ZM43 19V18H42ZM154 19V18H153ZM159 19V18H158ZM157 19V20H158ZM164 19V18H163ZM188 19V18H187ZM242 19V18H241ZM240 19V20H241ZM246 19V18H245ZM255 19V18H254ZM260 19H261V17H260ZM259 19V20H260ZM263 19V18H262ZM262 19H261V21H262ZM2 20H6V19H2ZM14 20H17V16H16V19H14ZM13 20V21H14ZM18 20V21H19ZM25 20H26V18H25ZM176 20V19H175ZM186 20V19H185ZM185 20H183V21H185ZM193 20V19H192ZM197 20H199V18L197 19ZM239 20V19H238ZM251 20V19H250ZM256 20V19H255ZM9 21H8V23H9ZM13 21H11V22H13ZM17 21V22H18ZM182 21V20H181ZM181 21H178V22H181ZM199 21H201V20H199ZM205 21V20H204ZM213 21V20H212ZM220 21H218V24L220 23ZM223 21V20H222ZM221 21V22H222ZM235 21V20H234ZM242 21V20H241ZM247 21V20H246ZM257 21V20H256ZM2 22V21H1ZM0 22V23H1ZM25 22H27L28 23V21H25ZM25 22H23V23H25ZM31 22V21H30ZM38 22V21H37ZM91 22H92V26H93V31H92V33H90L89 32V28L91 27L90 26V24H91ZM154 22V21H153ZM164 22V21H163ZM162 22V23H163ZM166 22V21H165ZM177 22V23H178ZM206 23H208L207 22V19H206V21H205ZM217 22V21H216ZM227 22V21H226ZM228 22H230V21H228ZM237 22V20L235 21V23ZM250 22V21H249ZM249 22H248V24H249ZM253 22V21H252ZM259 22V21H258ZM20 23H22V22H20ZM32 23H33V21H32ZM31 23V24H32ZM36 23V22H35ZM43 23H44V21H43ZM151 23H152V21H151ZM158 23V22H157ZM161 23V22H160ZM159 23V24H160ZM189 23V22H188ZM201 23V22H200ZM231 23V22H230ZM238 23V22H237ZM243 23V22H242ZM253 23H256V22H253ZM263 23H264V20H263ZM263 23H262V25H263ZM16 23H14V25H15ZM18 24H19V22H18ZM18 24H16V25H18ZM29 24V23H28ZM52 24V25H51ZM154 24V23H153ZM172 24V23H171ZM190 24V23H189ZM217 24V23H216ZM228 24V23H227ZM246 24V23H245ZM258 24V23H257ZM256 24V25H257ZM259 24H260V22H259ZM5 25V28H6V24H4ZM8 25V24H7ZM13 25V24H12ZM11 25V26H12ZM25 25V24H24ZM30 25V24H29ZM35 25V24H34ZM36 25H38V24H36ZM201 26H202V23L200 24ZM200 25L198 26V27H200ZM211 25V24H210ZM232 25V24H231ZM238 25V24H237ZM20 27L22 26V25H19ZM28 26V25H27ZM31 26L32 25H30L29 27L31 28ZM39 26H41V25H39ZM43 26H44V24H43ZM42 26V27H43ZM156 26V25H155ZM165 26V25H164ZM194 26V25H193ZM213 26V25H212ZM255 26V25H254ZM253 26V27H254ZM258 26V25H257ZM0 27H1V25H0ZM7 27H9V26H7ZM18 27V26H17ZM26 27V26H25ZM169 27H170V25H169ZM173 27H174V25H173ZM176 27V26H175ZM174 27V28H175ZM187 27V26H186ZM185 27V28H186ZM194 27H196V26H194ZM207 27V26H206ZM205 27V28H206ZM231 27V26H230ZM230 27H228L229 29H230ZM242 27H245V26H242ZM252 26H250V28H251ZM252 27V28H253ZM12 28V27H11ZM13 28H14V26H13ZM204 28V29H205ZM213 28V27H212ZM240 28V27H239ZM246 28V27H245ZM250 28H249V32H251L250 31ZM7 29H9V28H6V30ZM16 29H19V28H16ZM15 29V31H17ZM22 29V28H21ZM25 29V28H24ZM40 29V28H39ZM56 29V30H57ZM164 29H165V27H164ZM168 29V28H167ZM176 29V28H175ZM182 29V28H181ZM196 29H198V28H196ZM203 31H204V29H203V27L201 28ZM214 29V28H213ZM213 29H212V31H213ZM227 29V28H226ZM233 29V28H232ZM247 29H248V27H247ZM2 30H3V28H2ZM1 30V31H2ZM11 30V29H10ZM10 30H8V31H10ZM14 30V29H13ZM54 30H55V28H54ZM61 30H60V32H61ZM179 30H180V27H179ZM178 30V31H179ZM187 30H188V28H187ZM189 30H190V28H189ZM208 30V29H207ZM238 30H242V29H238ZM253 30V29H252ZM257 30H258V27H257ZM259 30H260V28H259ZM1 31H0V33H1ZM7 31V32H8ZM15 31H12V32H15ZM31 31V30H30ZM39 31V30H38ZM42 31H45V30H43L42 29ZM169 31H171L170 29H169ZM182 31V30H181ZM190 31H192V30H190ZM200 31V30H199ZM229 31V30H228ZM18 32V31H17ZM54 32V31H53ZM58 31H56V33H57ZM165 32V31H164ZM176 32H177V30H176ZM214 32V31H213ZM230 32V31H229ZM231 32H233L232 30H231ZM2 33H3V31H2ZM9 33V32H8ZM16 33V32H15ZM24 33H26L27 34V32H25L24 31ZM29 33V32H28ZM33 33H35V32H33ZM45 33V32H44ZM55 33V32H54ZM53 33V34H54ZM133 33L135 34V35H133ZM167 33V32H166ZM169 33V32H168ZM170 33H172V32H170ZM181 33V32H180ZM200 33H202V32H200ZM205 33V32H204ZM207 33V32H206ZM215 33H216V31H215ZM228 33V32H227ZM241 33H243V32H241ZM252 33V32H251ZM261 33V32H260ZM13 36H14V33H11ZM16 34H19V33H16ZM15 34V35H16ZM21 34V33H20ZM30 34V33H29ZM28 34V35H29ZM32 34V33H31ZM35 34H37V33H35ZM34 34V35H35ZM48 34V33H47ZM50 34V33H49ZM59 34V33H58ZM57 34V35H58ZM208 34V33H207ZM229 34V33H228ZM237 34H238V32L236 33V36H237ZM245 34V33H244ZM253 34V33H252ZM254 34H255V32H254ZM263 34V33H262ZM7 35V34H6ZM12 35H9L10 37H12ZM24 35V34H23ZM40 35V34H39ZM223 35V34H222ZM221 35V36H222ZM249 35V34H248ZM20 36V35H19ZM22 36V35H21ZM35 36H37V35H35ZM35 36H33V37H35ZM43 36V35H42ZM41 36V37H42ZM52 36V35H51ZM92 36H97V40H98V38H99V40H100V44H99V48L98 49H96V47H95V45H96V43H95V41L93 40V38H92ZM149 36H151V39H149L148 37ZM176 36V35H175ZM178 36V35H177ZM176 36V37H177ZM180 36V35H179ZM209 36V35H208ZM220 36V37H221ZM226 36V35H225ZM235 35L232 33V37H234ZM240 37H241V35H239ZM244 36V35H243ZM255 36V35H254ZM0 37H3V34H2V36H0ZM8 37V36H7ZM9 37V39H11ZM29 37V36H28ZM27 37V38H28ZM38 37V36H37ZM44 37V36H43ZM56 37V36H55ZM58 37V36H57ZM181 37V36H180ZM199 37V36H198ZM206 37V36H205ZM229 37V36H228ZM249 37H250V35H249ZM249 37H247V38H249ZM257 37V36H256ZM167 38V37H166ZM183 39H184V37H182ZM195 38H196V36H195ZM211 38V37H210ZM243 38V37H242ZM251 38H253V37H251ZM5 39V38H4ZM16 39V38H15ZM20 39V38H19ZM34 39V38H33ZM36 39V38H35ZM38 39H42V38H38ZM178 39H179V37H178ZM186 39V38H185ZM188 39V38H187ZM191 39V38H190ZM202 39V38H201ZM213 39V38H212ZM220 39L221 38H219V41H220ZM8 40V39H7ZM12 40H13V37H12ZM11 40V41H12ZM23 40H24V37H23ZM26 40V39H25ZM31 40V39H30ZM43 40V39H42ZM164 40V39H163ZM171 40V39H170ZM180 40H181V38H180ZM205 40V39H204ZM218 40V39H217ZM222 40V39H221ZM251 40V39H250ZM250 40H248V42L250 41ZM254 40H255V38H254ZM254 40H252V41H254ZM261 40V42H262V39H260ZM260 40L258 41V42H260ZM6 41V40H5ZM17 41H19L18 40V37H17V40H16V44L17 45H19L18 43H17ZM27 41H29V40H27ZM56 41H58V43H59V40H56ZM188 41V40H187ZM186 41V42H187ZM198 41V40H197ZM196 41V42H197ZM212 41H214V40H212ZM211 41V42H212ZM216 41V40H215ZM244 41H245V39H244ZM30 42H32V41H30ZM167 42V41H166ZM184 42H185V40H184ZM202 42V41H201ZM258 42H256V44L258 43ZM258 43V45L259 44H262V43ZM27 43V42H26ZM37 43H41L40 41H38ZM171 43H173L172 41H171ZM179 43H181V42H179ZM182 43H183V41H182ZM193 43V42H192ZM199 43V42H198ZM206 43V42H205ZM217 42H215V44H216ZM218 43H220V42H218ZM230 43V42H229ZM228 43V44H229ZM6 44V43H5ZM11 44H12V42H11ZM16 44H15V46H16ZM22 44V43H21ZM185 44V43H184ZM183 44V45H184ZM188 44V43H187ZM200 44V43H199ZM207 44V43H206ZM13 45V44H12ZM12 45H10L11 46V49H14V48H16V47H12ZM27 45V44H26ZM33 45H35V43H33ZM32 45V46H33ZM59 45V44H58ZM63 45V46H64ZM211 45V44H210ZM221 45V44H220ZM239 45H240V42H239ZM241 45H242V43H241ZM244 45V44H243ZM253 45V44H252ZM6 47H7V45H5ZM29 46V45H28ZM40 46H44V45H40ZM56 46V47H55ZM60 46V45H59ZM201 46V45H200ZM230 46V45H229ZM254 46V45H253ZM5 47V48H6ZM37 47H39L38 46V44H37ZM171 47V46H170ZM185 47V46H184ZM195 47V46H194ZM232 47V46H231ZM243 47V46H242ZM254 47H256V46H254ZM0 48H2V45H1V47ZM22 48V47H21ZM29 48H31V47H29ZM45 48V47H44ZM63 48V47H62ZM203 48V47H202ZM229 48L230 47H228V49H227V51L229 50ZM247 48V47H246ZM18 49V48H17ZM24 49H26V48H24ZM24 49H23V51H24ZM33 49V48H32ZM41 49L43 50V48L41 47ZM60 49V48H59ZM185 49H187L186 47H185ZM199 49H200V47H199ZM206 49V48H205ZM257 49H258V47H257ZM20 51H21V49H19ZM175 50V49H174ZM213 50V49H212ZM245 50V49H244ZM248 50V49H247ZM254 50L256 51V49L254 48ZM260 50V49H259ZM4 51V50H3ZM2 51V52H3ZM9 51H11V50H9ZM8 51V52H9ZM30 51V50H29ZM32 51V50H31ZM17 52V51H16ZM28 52V51H27ZM25 53V54H28V53ZM33 52H34V50H33ZM41 52V51H40ZM43 52H46V51H44L43 50ZM63 52V51H62ZM64 52H65V50H64ZM63 52V53H64ZM200 52V51H199ZM216 52V51H215ZM229 52H231L230 50H229ZM258 52V51H257ZM256 52V53H257ZM3 53H5V51L3 52ZM23 53V52H22ZM20 54V56H22L23 54ZM30 53H32V52H30ZM38 53V52H37ZM178 53V52H177ZM184 53V52H183ZM185 53H187V52H185ZM210 53H212V52H210ZM225 53V52H224ZM241 53V52H240ZM243 53V52H242ZM261 53V52H260ZM2 54V53H1ZM6 54H7V51H6ZM17 54V53H16ZM35 54V53H34ZM42 54V53H41ZM45 54H47V53H45ZM67 53H65V54H63V55H66ZM100 54V55H99ZM209 54V53H208ZM213 54V53H212ZM211 54V55H212ZM229 54V53H228ZM247 54V53H246ZM255 54V53H254ZM258 54H259V52H258ZM8 55H10V54H8ZM15 55V54H14ZM30 55V54H29ZM28 55V56H29ZM36 55V54H35ZM35 55H34V57H35ZM38 55V54H37ZM40 55V54H39ZM69 55V54H68ZM101 55H103V65L100 67V66H98V67H100L99 69L97 68V67H95L96 65V63L98 62L97 61V56H101ZM138 55H143V57H144V59H145V65L144 66H142L140 63H139V61H138ZM237 55V54H236ZM241 55H245L244 53L243 54H241ZM240 55V56H241ZM248 55V54H247ZM262 55V54H261ZM19 56V55H18ZM23 56H25V55H23ZM21 57V58H24V57ZM27 56V57H28ZM42 56V55H41ZM181 56V55H180ZM186 56V55H185ZM189 56H190V54H189ZM193 56V55H192ZM195 56V55H194ZM204 56H205V54H204ZM209 56H210V54H209ZM213 56V55H212ZM211 56V57H212ZM226 56H227V54H226ZM238 56V55H237ZM0 57H2V55L0 56ZM27 57H26V59H27ZM33 57V58H34ZM43 57V56H42ZM68 57V56H67ZM242 57V56H241ZM245 57V56H244ZM255 57V56H254ZM11 58V57H10ZM36 58V57H35ZM65 58H66V56H65ZM69 58V57H68ZM67 58V59H68ZM190 58V57H189ZM213 58V57H212ZM240 58V57H239ZM4 59V58H3ZM26 59L24 60V65H25V61H26ZM37 59V58H36ZM44 58H42V60H43ZM66 59V60H67ZM71 59V58H70ZM99 59V58H98ZM148 59H154V61H153V63H150L149 61H148ZM194 59V58H193ZM227 59V58H226ZM244 59V58H243ZM247 59H248V56H247ZM247 59H245L246 60V62L245 63H247L248 62V60ZM249 59H250V57H249ZM255 59V58H254ZM7 59H4V61H6ZM18 60V59H17ZM69 60V59H68ZM101 60V61H102ZM173 60V59H172ZM188 60V59H187ZM197 60V59H196ZM222 60V59H221ZM228 60V59H227ZM237 60H238V58H237ZM252 60V59H251ZM11 61V60H10ZM10 61H8V64H9V62ZM13 61V60H12ZM30 61H31V58H30ZM29 61V62H30ZM32 61H33V59H32ZM65 61V60H64ZM100 61V60H99ZM155 61H157V62H155ZM191 61V60H190ZM3 62V61H2ZM23 62V61H22ZM34 62V61H33ZM45 62V61H44ZM67 62V61H66ZM69 62V61H68ZM155 62V63H154ZM171 62H173V61H171ZM187 62V61H186ZM189 62V61H188ZM187 62V63H188ZM192 62V61H191ZM190 62V63H191ZM194 62V61H193ZM203 62V61H202ZM210 62V61H209ZM227 62H230V61H227ZM253 62V61H252ZM260 62V61H259ZM261 62H262V60H261ZM12 63V62H11ZM10 63V64H11ZM13 63H15V62H13ZM20 63V62H19ZM26 63H28V62H26ZM32 63V62H31ZM36 63V62H35ZM39 63H41V61H39L38 62V64ZM46 63H47V61H46ZM46 63H45V65H46ZM101 63V62H100ZM142 63V62H141ZM182 63V62H181ZM186 63V64H187ZM189 63V64H190ZM232 63H234V62H232ZM238 63V62H237ZM241 63H243V61H241ZM6 64V63H5ZM16 64V63H15ZM22 64V63H21ZM21 64H18V65H21ZM29 64V63H28ZM38 64H36V65H38ZM42 64V63H41ZM48 64V63H47ZM70 64V62L68 63V65ZM93 64H94V66H93ZM160 65V67L159 68H157V65ZM192 64V63H191ZM225 64V63H224ZM256 64H257V62H256ZM27 65V64H26ZM25 65V66H26ZM44 65V64H43ZM67 65V64H66ZM67 65V66H68ZM169 65H170V63H169ZM179 65H180V63H179ZM178 65V66H179ZM196 65H197V63L194 65V67L196 68ZM199 65V64H198ZM197 65V66H198ZM232 65V64H231ZM239 66L241 65V64H238ZM250 65V64H249ZM253 65H255V64H253ZM4 66V65H3ZM2 66V67H3ZM24 66V67H25ZM30 66V65H29ZM46 66H48V65H46ZM45 66V67H46ZM182 66V65H181ZM180 66V67H181ZM187 66H188V64H187ZM242 66V65H241ZM240 66V67H241ZM246 66H247V64H246ZM245 66V67H246ZM44 67V66H43ZM72 67V66H71ZM70 67V68H71ZM97 68V72H98V74H100V76L99 77H96V78H94L93 76V72H91V69H93V68ZM175 67V66H174ZM191 67V66H190ZM217 67V66H216ZM230 67V66H229ZM243 67H244V65H243ZM13 68V67H12ZM17 68V67H16ZM30 68V67H29ZM68 68V67H67ZM183 68V67H182ZM184 68H186V67H184ZM188 68H189V66H188ZM246 68H248V67H246ZM6 69V68H5ZM13 69H15V66H14V68ZM18 69V68H17ZM23 69H25V68H23ZM45 69V68H44ZM48 69V68H47ZM54 69H53V71H54ZM172 69V68H171ZM176 70H180L181 71V69L179 68V67H176L175 68ZM175 69L173 68L172 70H170V71H173L174 70V72H175ZM194 69V68H193ZM242 69V68H241ZM245 69V68H244ZM264 69V68H263ZM9 70V69H8ZM7 70V71H8ZM12 70V69H11ZM28 70V72H29V69H27ZM37 70V69H36ZM38 70H39V68H38ZM68 70H69V68H68ZM72 70V69H71ZM95 69H93V71H94ZM185 70V69H184ZM190 70V69H189ZM192 70V69H191ZM243 70V69H242ZM249 70V69H248ZM1 71H4V69L2 70V68H1ZM6 71V70H5ZM10 71V70H9ZM16 71V70H15ZM23 71H25V70H23ZM41 71V70H40ZM43 71V70H42ZM47 71V70H46ZM70 71V70H69ZM170 71H169V73L168 74H170ZM188 71V70H187ZM218 71V70H217ZM237 71V70H236ZM254 71V70H253ZM261 71H263V70H261ZM17 72V71H16ZM15 72V73H16ZM19 72H21L20 70H19ZM166 72V71H165ZM174 72H171V73H174ZM184 72H186V71H184ZM197 72V71H196ZM243 72H244V70H243ZM260 71H258L257 73H259ZM11 73H12V71H11ZM22 73V72H21ZM32 73V72H31ZM48 73H49V71H48ZM182 74H183V72H181ZM180 73V75L182 76V74ZM187 73V72H186ZM194 73V72H193ZM24 74H25V72H24ZM39 74V73H38ZM54 74H56V73H54ZM94 74H96V73H94ZM165 74V73H164ZM163 74V75H164ZM174 74H176V73H174ZM185 74V73H184ZM187 74H191L190 72L189 73H187ZM247 74H248V72H247ZM264 74V73H263ZM5 75V74H4ZM8 75V74H7ZM10 75V74H9ZM13 75V74H12ZM18 75H20L19 73H18ZM17 75V76H18ZM28 75V74H27ZM52 75H53V73H52ZM72 75H75V73L74 74H72ZM177 75V74H176ZM175 75V76H176ZM260 75V74H259ZM0 76H1V74H0ZM6 76V75H5ZM32 76V75H31ZM35 76V75H34ZM56 76V75H55ZM172 76V75H171ZM181 76H179L180 78H184V77H181ZM195 76V75H194ZM231 76V75H230ZM3 77V76H2ZM9 77V76H8ZM22 77V76H21ZM27 77V76H26ZM168 77V76H167ZM169 77H170V75H169ZM179 77L178 78H176V79H179ZM188 77V76H187ZM186 77V78H187ZM234 77H236L235 75H234ZM238 77V76H237ZM18 78V77H17ZM33 79V77H29V79ZM37 78H39V75L37 76ZM54 78H56V77H54ZM53 78V79H54ZM75 78H76V76H75ZM98 78V79H97ZM146 78H148L149 80H147ZM166 78V77H165ZM172 78V77H171ZM263 78V77H262ZM7 79V78H6ZM29 79H26V81L27 80H29ZM53 79L51 80V79H49V80H51L52 82H53ZM58 79V78H57ZM167 79V78H166ZM172 79H175V77L174 78H172ZM175 79V80H176ZM201 79V78H200ZM205 79V78H204ZM18 80H19V78H18ZM23 80H25V79H23ZM33 80H35V77H34V79ZM56 80V79H55ZM188 80V79H187ZM190 80H191V78H190ZM193 80V79H192ZM219 80V79H218ZM222 79H220L219 81H221ZM2 81H3V79H2ZM2 81H0V82H2ZM5 81V80H4ZM31 81V80H30ZM51 81H48V83L49 82H51ZM59 81V82H60ZM145 81H147V84H144V82ZM148 81H149V83H148ZM167 81H169V79H167ZM180 82L182 81V80H179ZM184 81V80H183ZM194 81V80H193ZM201 81V80H200ZM219 81H217V82H219ZM6 83H7V81H5ZM14 82V81H13ZM16 83H17V81H15ZM19 82V81H18ZM28 82V81H27ZM35 82V81H34ZM38 82H39V79H38ZM44 83L46 82V81H43ZM42 82V83H43ZM55 82V81H54ZM162 82V81H161ZM185 82H187V81H185ZM214 82H216V81H214ZM217 82H216V84H217ZM3 83V82H2ZM11 83V82H10ZM22 83V82H21ZM28 83H30V82H28ZM27 83V84H28ZM35 83H37V82H35ZM41 83V82H40ZM47 83V82H46ZM177 83V82H176ZM194 83V82H193ZM192 83V84H193ZM197 83V82H196ZM204 83H205V81H204ZM4 84V83H3ZM26 84V83H25ZM38 84V83H37ZM51 84H53V83H51ZM50 84V85H51ZM188 84H190V82L188 83ZM208 84V83H207ZM11 85V84H10ZM13 85H16L15 83L13 84ZM29 85H31V83L29 84ZM28 85V86H29ZM41 85V84H40ZM49 85V86H50ZM56 86H57V84H55ZM55 85H53V86H55ZM59 85V84H58ZM74 85V87L73 88H71V86H73ZM165 85H167V84H165ZM173 85V84H172ZM172 85H170V86H172ZM179 85V84H178ZM182 85H184V84H182ZM201 85H202V83H201ZM206 85V84H205ZM204 85V86H205ZM222 85V84H221ZM9 85H7V87H8ZM27 86V87H28ZM32 86V85H31ZM38 86H39V84H38ZM48 86V87H49ZM55 86V87H56ZM102 86L104 87V86H106V87H108L107 88V90L106 91H103L102 90ZM168 86V85H167ZM174 86V85H173ZM176 86V85H175ZM193 86V85H192ZM194 86H195V84H194ZM215 86V85H214ZM217 86V85H216ZM3 87V86H2ZM6 87V88H7ZM11 87V86H10ZM9 87V88H10ZM14 87V86H13ZM51 88H52V86H50ZM49 87V88H50ZM158 87V86H157ZM179 87V86H178ZM207 87V86H206ZM4 88V87H3ZM9 88H8V90H9ZM16 88V87H15ZM21 88V87H20ZM31 88V87H30ZM49 88H47V89H49ZM161 88V87H160ZM209 88V87H208ZM16 89H18V88H16ZM27 89V88H26ZM29 89V88H28ZM36 89V88H35ZM41 89V88H40ZM39 89V90H40ZM46 88H44V90H45ZM54 89V88H53ZM70 89H72V90H70ZM77 89V90H78ZM187 89V88H186ZM216 89V88H215ZM215 89H214V91H215ZM218 89V88H217ZM8 90H6V94H7V91ZM11 90V89H10ZM25 90V89H24ZM42 90L43 89H41V91H40V93L42 92ZM44 90H43V92H44ZM55 90V89H54ZM76 90V89H75ZM74 90V91H75ZM76 90V91H77ZM169 90H170V87H169ZM175 90V89H174ZM181 90H183V89H181ZM205 90V89H204ZM12 91V90H11ZM18 91V90H17ZM20 91V90H19ZM22 91V90H21ZM27 91V90H26ZM26 91L24 92V93H26ZM30 91V90H29ZM32 91H34V89L32 90ZM31 91V92H32ZM46 91V90H45ZM49 92H52V90L50 91V90H48ZM72 91V92H71ZM89 91V92H88ZM165 92H166V89L164 90ZM167 91H168V89H167ZM171 91H172V88H171ZM178 91V90H177ZM185 91V90H184ZM209 91V90H208ZM2 92H3V90H2ZM12 92H14V91H12ZM34 92H36V90L34 91ZM92 92V91H91ZM170 92V91H169ZM183 92V91H182ZM191 92V91H190ZM204 92H206V91H204ZM4 93V92H3ZM2 93V94H3ZM16 93H18V92H16ZM21 93H23V92H21ZM23 93V94H24ZM33 93V92H32ZM46 93H48V92H46ZM177 93V92H176ZM187 93V92H186ZM186 93H184V94H186ZM189 93V92H188ZM192 93V92H191ZM36 94H38L39 95V93H36ZM44 94H45V92H44ZM52 94V93H51ZM171 94H172V92H171ZM193 94H195V93H193ZM193 94H192V96H193ZM10 95H12V94H10ZM15 95V94H14ZM19 95V94H18ZM30 95V94H29ZM69 95H71L70 97H68L67 98V96H69ZM173 95V94H172ZM4 96V95H3ZM8 96H9V94H8ZM16 96H17V94H16ZM20 96V95H19ZM83 96H82V98H83ZM167 96V95H166ZM1 97V96H0ZM10 97V96H9ZM18 97V96H17ZM23 97V96H22ZM25 97V96H24ZM29 97H31V95L29 96ZM35 97H37V96H35ZM93 97V98H94ZM174 97H175V95H173V99H174ZM26 98V100L24 99V101L27 103V96L25 97ZM38 98V97H37ZM54 98V99H53ZM171 98V97H170ZM194 98V97H193ZM205 98V97H204ZM264 98V97H263ZM11 99H13V98H11ZM21 99V97L19 98V100ZM35 99V98H34ZM68 99V100H69ZM198 99V98H197ZM211 99H214V98H211ZM17 100V99H16ZM30 100V99H29ZM41 100V99H40ZM39 100V101H40ZM180 100V99H179ZM216 100V99H215ZM218 100V99H217ZM32 102H33V100H31ZM35 101H36V99H35ZM84 101H86L85 99L83 100V102ZM188 101H189V99H188ZM11 102H13L12 100H11ZM37 102V101H36ZM41 102V101H40ZM195 102V101H194ZM21 103H22V101H21ZM29 104H30V102H28ZM35 103V102H34ZM62 103V102H61ZM201 103V102H200ZM217 103H218V101H217ZM12 104V106H13V104H14V102L13 103H11ZM23 104H25L24 102H23ZM32 104V103H31ZM36 104V103H35ZM32 105L33 107H37V105ZM73 104V103H72ZM90 104V103H89ZM91 104H92V102H91ZM186 104V103H185ZM189 104V103H188ZM191 104V103H190ZM196 104V103H195ZM202 104H204V102L202 103ZM219 104V103H218ZM16 105V104H15ZM62 105V104H61ZM201 105V104H200ZM25 106H27V105H25ZM39 106V105H38ZM43 106H41V107H43ZM193 106V105H192ZM203 106H205V104L203 105ZM208 106V105H207ZM214 106H215V104H214ZM20 107H22V105L20 106ZM30 107V106H29ZM45 108H46V106H44ZM62 107V106H61ZM76 107V106H75ZM74 107V108H75ZM76 107V108H77ZM86 107V106H85ZM91 107H92V105H91ZM94 107V106H93ZM218 107V106H217ZM231 107V106H230ZM235 107V106H234ZM31 108V107H30ZM38 108V107H37ZM53 108H56V110H57V106L56 107H53ZM90 108V107H89ZM193 108V107H192ZM195 108H197V107H195ZM207 108H209V107H207ZM212 108V107H211ZM221 108V107H220ZM223 108H225V107H223ZM232 108V107H231ZM250 108V107H249ZM262 108H263V106H262ZM25 109V108H24ZM23 109V110H24ZM27 109H29V108H27ZM27 109H25V110H27ZM34 109V108H33ZM36 109V108H35ZM39 109V108H38ZM38 109H37V111H38ZM59 109H60V107H59ZM64 109V108H63ZM66 109V108H65ZM80 109H81V107H80ZM87 109V108H86ZM97 109V108H96ZM186 109H189L188 107L186 108ZM194 109V108H193ZM218 109V108H217ZM233 109H235V108H233ZM252 109V108H251ZM255 109V108H254ZM256 109H257V107H256ZM45 110V109H44ZM47 110V109H46ZM52 110V109H51ZM53 110H55V109H53ZM106 110V109H105ZM198 110H199V108H198ZM197 109H196V111H198ZM204 110V109H203ZM210 110V109H209ZM221 110H224V109H220L219 111H221ZM230 110V109H229ZM232 110V109H231ZM65 110H63V113H65L64 112ZM76 111H78L79 112V110H76ZM83 111V110H82ZM85 111V115H87L86 114V110H84ZM104 111V110H103ZM237 111V110H236ZM251 111V110H250ZM30 112H31V109H30ZM47 112H49L48 110H47ZM88 112V111H87ZM107 112H108V110H107ZM210 111H208L207 113H209ZM222 112V111H221ZM224 113L225 112H227V110L226 111H223ZM234 112V111H233ZM252 112V111H251ZM258 112H260V109H259V111ZM26 113H28V112H26L25 111V114ZM39 113V112H38ZM53 113V112H52ZM56 113V112H55ZM54 113V114H55ZM68 113V112H67ZM75 113V112H74ZM101 113V112H100ZM196 113H199V112H196ZM236 113V112H235ZM234 113V114H235ZM261 113V112H260ZM28 114H30V113H28ZM35 114V113H34ZM40 114V113H39ZM57 114V113H56ZM66 114V113H65ZM69 114H71V113H69ZM68 114V115H69ZM77 113H75V115H76ZM96 114L98 115L99 113H97V111H96ZM104 113H102V115H103ZM115 114H113V115H115ZM210 114H212V112L210 113ZM229 114V113H228ZM253 113H251V115H252ZM257 114V113H256ZM263 114V113H262ZM30 115H32V112H31V114ZM58 115V114H57ZM71 115H73V114H71ZM70 115V116H71ZM81 115H83V113L81 114ZM90 115V114H89ZM92 115V114H91ZM102 115H101V117H102ZM105 115H107L106 114V112H105ZM198 115V114H197ZM200 115V114H199ZM198 115V116H199ZM205 115H207V114H205ZM220 115H222V114H220ZM220 115L218 116V117H220ZM230 115V114H229ZM239 115V114H238ZM237 115V116H238ZM35 116H36V114H35ZM40 116V115H39ZM48 116V115H47ZM88 116V115H87ZM193 116H194V114H193ZM196 116V115H195ZM213 116V115H212ZM215 116H216V114H215ZM215 116H213V118L215 117ZM225 116H226V114H225ZM233 117H234V115H232ZM232 116H229V117H232ZM240 116V115H239ZM244 116V115H243ZM23 117V116H22ZM26 117V116H25ZM33 118H35L34 120H36V117H34V115L32 116ZM44 117V116H43ZM42 117V118H43ZM53 117H54V115H53ZM58 117V116H57ZM59 117H61V115L59 114ZM58 117V118H59ZM66 117H67V115L64 117L65 119V121H66ZM84 117V116H83ZM209 117H211V116H209ZM217 117V116H216ZM223 117H224V115H223ZM222 117V118H223ZM72 118H75V117H72ZM79 118H80V114H79ZM84 118H86V117H84ZM109 118V117H108ZM212 118V117H211ZM227 118V117H226ZM236 118V117H235ZM240 119H241V117H239ZM257 118V117H256ZM261 118V117H260ZM27 119V118H26ZM31 119V118H30ZM39 119H40V117H39ZM44 119V118H43ZM53 119H55V118H53ZM77 119V118H76ZM82 119V118H81ZM90 119V118H89ZM98 119H99V116H98ZM110 119V118H109ZM115 119V118H114ZM219 119H221V118H219ZM249 119V118H248ZM252 120H253V118H251ZM262 119V118H261ZM33 119H31V121H32ZM42 120V119H41ZM68 120V119H67ZM75 120V119H74ZM73 120V121H74ZM102 121H103V119H101ZM160 120H162V123L164 124V126L166 127V129H167V132H165L163 129H162V127H161V122H160ZM242 120H243V118H242ZM246 120H247V118H246ZM257 120V119H256ZM255 120V121H256ZM18 121V120H17ZM16 121V124L18 123ZM55 121V120H54ZM65 121H63V124H64V126H65ZM72 121V120H71ZM81 121V120H80ZM87 121V120H86ZM234 121H236V119H234ZM240 121V120H239ZM245 121V120H244ZM15 122V121H14ZM24 122H25V120H24ZM23 122V123H24ZM27 122V121H26ZM33 122V121H32ZM32 122L30 123V121H29V123H30V125L32 124ZM35 122V121H34ZM36 122H37V120H36ZM40 122V121H39ZM44 122H46V121H44ZM75 122H76V120H75ZM91 122V121H90ZM98 122H99V120H98ZM104 122V121H103ZM107 122V121H106ZM108 122H109V120H108ZM111 123H113L112 121H110ZM115 122V121H114ZM206 122V121H205ZM221 122H225L224 120H222L221 119ZM232 122H233V119H232ZM242 121H240V123H241ZM261 122H262V120H261ZM261 122H259V123H261ZM12 123V122H11ZM10 123V124H11ZM40 123H43V121L42 122H40ZM54 123V122H53ZM53 123H50V124H53ZM77 123V122H76ZM80 123V122H79ZM84 123H87V122H84ZM89 123V122H88ZM87 123V124H88ZM110 123V124H111ZM120 123V124H121ZM207 123V122H206ZM205 123V124H206ZM220 123V122H219ZM227 123V122H226ZM225 123V124H226ZM243 123V122H242ZM245 123V122H244ZM248 123V122H247ZM247 123H245V124H247ZM250 123V122H249ZM254 124H255V122H253ZM14 124V123H13ZM20 124H21V122H20ZM19 124V125H20ZM28 124V123H27ZM36 124V123H35ZM37 124H39V123H37ZM44 124V123H43ZM47 124V123H46ZM49 124V123H48ZM58 124H59V122H58ZM63 124L61 125V126H63ZM99 124H100V122H99ZM108 124V123H107ZM119 124V123H118ZM209 124V123H208ZM230 124V123H229ZM233 124H235V123H233ZM236 124H238V122H236ZM235 124V125H236ZM80 125V124H79ZM94 125V124H93ZM104 125V124H103ZM115 125V124H114ZM201 125V124H200ZM228 125V124H227ZM241 125V124H240ZM248 125V124H247ZM247 125H246V127H247ZM256 125V124H255ZM259 125H261V124H259ZM8 126H10V125H8ZM13 126V125H12ZM21 126V125H20ZM25 126H27L26 124H25ZM28 126H29V124H28ZM32 126V125H31ZM30 126V127H31ZM36 126V125H35ZM44 126H46V125H43V126H40V127H44ZM54 126V125H53ZM83 128H84V126L83 125H81ZM86 126V125H85ZM92 125H90L89 127H91ZM95 126V125H94ZM93 126V127H94ZM99 126V125H98ZM113 125L111 124V126L110 127H112ZM119 126V125H118ZM125 126V127H126ZM207 126V125H206ZM205 126V127H206ZM209 126V125H208ZM213 125H211V127H212ZM215 126H216V124H215ZM236 126H238V125H236ZM33 127V126H32ZM31 127V128H32ZM39 127V126H38ZM47 127V126H46ZM60 127V126H59ZM58 126L56 127L57 129L59 128ZM77 127V126H76ZM79 127V126H78ZM87 127V126H86ZM89 127H88V129H89ZM100 127V126H99ZM102 127V126H101ZM227 127V126H226ZM229 127V126H228ZM240 127V126H239ZM260 127H262V125L261 126H259V128ZM2 128H4L5 129V127H2ZM1 128V129H2ZM7 128V127H6ZM12 128V127H11ZM17 128V127H16ZM15 128V129H16ZM49 128V127H48ZM54 128V127H53ZM82 128V129H83ZM96 128V127H95ZM107 128V127H106ZM208 128V127H207ZM219 128H220V126H219ZM222 128V127H221ZM221 128H220V130H221ZM231 128V127H230ZM264 128V127H263ZM262 128V129H263ZM9 129H10V127H9ZM24 129H26V128H24ZM30 129V128H29ZM35 130H36V128H34ZM45 129V128H44ZM50 129V128H49ZM51 129H52V127H51ZM61 129V128H60ZM77 129V128H76ZM81 129V130H82ZM94 129V128H93ZM97 129V128H96ZM103 129V128H102ZM109 129V128H108ZM111 129H113L114 130V128L112 127ZM110 129V130H111ZM206 129V128H205ZM209 129V128H208ZM218 129V128H217ZM226 129V128H225ZM228 129V128H227ZM238 129V128H237ZM242 129V128H241ZM244 129H245V126H244ZM21 130V129H20ZM32 130V129H31ZM46 130V129H45ZM59 130V129H58ZM63 130V129H62ZM72 130H74V129H72ZM80 130V131H81ZM84 130V129H83ZM109 130V131H110ZM120 130V129H119ZM121 130H123V129H121ZM203 130V129H202ZM219 130V129H218ZM231 130V129H230ZM243 130V129H242ZM246 130V129H245ZM244 130V131H245ZM259 130V129H258ZM10 131V130H9ZM18 130L16 129V131L15 132H17ZM23 131V133H24V130H22ZM30 131V130H29ZM34 131V130H33ZM40 131H42V129L40 130ZM57 131V130H56ZM64 131V130H63ZM62 131V132H63ZM91 131H92V129H91ZM90 131V132H91ZM103 131V130H102ZM108 131V130H107ZM126 131V130H125ZM125 131H123V132H125ZM223 131V130H222ZM232 131V130H231ZM236 131V130H235ZM238 131H240L239 129H238ZM253 131H254V129H253ZM264 131V130H263ZM1 132V131H0ZM12 132V131H11ZM21 132V131H20ZM28 132V131H27ZM39 132V131H38ZM38 132H37V134H38ZM57 132H59V131H57ZM60 132H61V130H60ZM60 132H59V134L58 135H60ZM70 132V131H69ZM72 132V131H71ZM71 132H70V134H71ZM77 132H78V130H77ZM82 132V131H81ZM84 132V131H83ZM89 132V131H88ZM89 132V134H91ZM93 132V131H92ZM200 132H202V131H200ZM199 132V133H200ZM220 132V131H219ZM225 132V131H224ZM234 132V131H233ZM9 133V132H8ZM22 133V132H21ZM32 133V132H31ZM42 133V132H41ZM52 133H54V132H52ZM56 133V132H55ZM67 133V132H66ZM65 133V134H66ZM74 133H76V132H74ZM107 133V132H106ZM119 134H120V131L118 132ZM126 133H128L129 134V132H125L124 134H126ZM203 133V132H202ZM211 134H212V132H210ZM227 133V132H226ZM236 133V132H235ZM257 133V132H256ZM260 133V132H259ZM4 134H6V132L4 133V131H3V134L2 135H4ZM12 134H13V132H12ZM16 133H14V135H15ZM25 134H26V131H25ZM40 134V133H39ZM57 134V133H56ZM62 134V133H61ZM63 134H64V132H63ZM64 134V135H65ZM79 134V133H78ZM95 134V133H94ZM110 134V133H109ZM116 134H117V131H116ZM121 134H122V132H121ZM120 134V135H121ZM206 134V133H205ZM213 134H215V133H213ZM217 134H218V132H217ZM224 133H222V136L223 137H227L228 135H223ZM229 134V133H228ZM247 134V133H246ZM1 135V136H2ZM9 135H11V134H8V136ZM36 135V134H35ZM44 135H46V132H45V134ZM55 135V134H54ZM77 135V134H76ZM105 135V134H104ZM108 135V134H107ZM115 135V134H114ZM119 135V136H120ZM191 135V136H192ZM204 135V134H203ZM207 135V134H206ZM240 135V134H239ZM242 135V134H241ZM249 135V134H248ZM262 135H264L263 133H262ZM261 134L259 135V138H261L260 136H262ZM7 136V135H6ZM16 136V135H15ZM56 136V135H55ZM63 136V135H62ZM67 136H69V135H67ZM67 136H65V137H67ZM80 136V135H79ZM79 136H77V137H79ZM92 136V135H91ZM112 136H113V134H112ZM116 136V135H115ZM199 136V135H198ZM197 136V137H198ZM202 136V135H201ZM207 136H209V135H207ZM219 136V135H218ZM217 136V137H218ZM236 136H238L237 134H236ZM30 137V136H29ZM39 137H40V135H39ZM38 137V139H40ZM48 137V136H47ZM84 137V136H83ZM88 136H86V138H87ZM101 137V136H100ZM130 137V136H129ZM230 137V136H229ZM231 137H233V136H231ZM240 136H238V137H236L235 138V140H233V143H234V147L233 148H231V147H229L225 142V138H222V137H220L221 138V143H220V145L219 146H217V148H215V150H216V155H217V157H218V159H221L222 161H223V163L222 162H219V163H222L223 165H227L228 166V168H229V180H219V181H217V179H216V181H215V183H213V184H211L210 186H209V188H205L206 190H204V191H207V194L206 195H204V196H206V199L203 201V203H200L199 201L201 200V197L202 198H204L203 197V195L199 192V189L201 188V183L199 182H197L196 181V183H195V180H194V177H195V175H196V172H195V170L193 169V167L194 166H191V164L192 163H190V162H188V164H186L187 166H185V170H182L181 171V173H180V177H181V179H182V181H186L187 182V180H186V176H189L190 178V181H191V183L193 184V185H190L191 186V189L192 188H194V192L193 193H195V195L193 196V197H190V199L192 200V207H193V210L199 215V217L200 218H202V225L204 226V230H202V231H204L195 241H193V245L196 247V249L198 250V253L197 254H195V252L194 251H189L188 252V249L186 250V248H185V244H183V242H184V240L185 239H183V241L181 240V237H183V235L180 237V238H178L176 235H175V233L174 232H171V233H168L167 235L165 234V236H163V237H160L157 241L156 240H153V239H151V240H146L147 242H146V245L148 246V248H149V251H150V253L152 254V256L153 255H156V254H158L157 252L158 251H160V252H164V253H166V254H168V251L169 252H175V254L174 255H172L171 256V259L169 260V258H168V256H169V254H168V256L167 257H164V258H168L167 260L165 259V260H163L160 264H245V262H249L248 264H264V249H263V251L262 252H259V253H254L255 254V257H252V258H248V257H245V260H244V253H243V251H244V249L242 248V247H244L242 244H243V242L244 241H248V240H252V242H249L250 244L251 243H254L255 242V240L256 239H263V242H264V165H261V164H258V163H253L251 166H249V167H251V172L250 173H248L247 171V169H245V170H247V171H245V170H242L241 169V171H242V174L241 175H243V179H244V181H241V175L240 174H238L237 173V171H236V165L238 164V166H240L239 164H241V163H244V162H247L249 159H250V157H249V155L246 153V151H245V147L243 148L242 146L244 145V142L242 143L243 145H241V141H240V139H242V138H239ZM252 137V136H251ZM264 137V136H263ZM2 138V137H1ZM6 138H10V139H12L11 137H6ZM21 138H22V136H21ZM25 138V137H24ZM26 138H28V136H26ZM25 138V139H26ZM51 138V137H50ZM72 138L73 137H71V141H72ZM76 138V137H75ZM92 138V137H91ZM97 138V137H96ZM110 138V137H109ZM113 138V137H112ZM120 138V137H119ZM124 138V137H123ZM132 138V137H131ZM249 138V137H248ZM3 139V138H2ZM15 138H13L12 140H14ZM20 139V138H19ZM24 139V140H25ZM31 139H34V138H32L31 137ZM38 139H36V140H38ZM64 139V138H63ZM67 139V138H66ZM87 139H89V138H87ZM122 139V138H121ZM129 139V138H128ZM128 139H127V141H128ZM191 139V138H190ZM192 139H193V137H192ZM233 139V138H232ZM252 139H254V138H252ZM264 139V138H263ZM35 140V141H36ZM42 140H43V138H42ZM48 140V139H47ZM51 140V139H50ZM49 140V141H50ZM65 140V139H64ZM93 140V139H92ZM108 139H106V141H107ZM130 140V139H129ZM194 140V139H193ZM200 140H201V138H200ZM210 140V139H209ZM216 140V138H214V141ZM254 140H257V139H254ZM260 140H262V139H260ZM259 140V141H260ZM20 141V140H19ZM27 141H29L28 139H27ZM34 141V142H35ZM44 141V140H43ZM46 141V140H45ZM76 141H78L77 139H76ZM89 141V140H88ZM98 141V140H97ZM117 141V140H116ZM190 141V140H189ZM211 141V140H210ZM243 141H244V139H243ZM258 141V140H257ZM0 142H2L1 141V139H0ZM38 142V141H37ZM52 142V141H51ZM53 142H54V140H53ZM102 142V141H101ZM101 142H99V143H101ZM123 142H125V141H123ZM216 142V141H215ZM256 142V141H255ZM23 143H24V141H23ZM26 143V142H25ZM33 143V142H32ZM43 143V142H42ZM42 143H39V144H42ZM46 144H48V141L47 142H45ZM83 143L85 144V142L83 141ZM94 143H95V141H94ZM99 143H97V144H99ZM128 143V142H127ZM153 143H154V146H153ZM202 143V142H201ZM37 144V143H36ZM50 144V143H49ZM55 144V143H54ZM81 144V143H80ZM102 144V143H101ZM103 144L104 145H106L105 144V142H103ZM130 144H132L131 142H130ZM247 144V143H246ZM27 145V144H26ZM61 145H65V144H61ZM104 145H103V147H104ZM115 145V144H114ZM129 145V144H128ZM192 145V144H191ZM199 145V144H198ZM208 145V144H207ZM1 146V145H0ZM29 146V145H28ZM43 146V145H42ZM53 145H51V147H52ZM59 147H60V145H58ZM62 146V147H63ZM84 146V145H83ZM97 146H99V145H96V147ZM102 146V145H101ZM107 146V145H106ZM113 146V145H112ZM195 146H197V145H195ZM263 146V145H262ZM262 146L260 145L259 147H261L262 148ZM31 147H32V145H31ZM65 147V146H64ZM78 147V146H77ZM91 148H92V146H90ZM95 147V148H96ZM116 147V146H115ZM129 147V146H128ZM212 147V146H211ZM2 148H4V147H1V149ZM10 148H12V147H10ZM33 148V147H32ZM35 148V147H34ZM38 148V147H37ZM43 148L44 147H41V151H43ZM58 148V147H57ZM75 149H77L76 147H74ZM80 149H81V147H79ZM106 148V147H105ZM108 148V147H107ZM119 148H121V147H119ZM123 148H125V147H123ZM122 148V149H123ZM175 148V147H174ZM195 148V147H194ZM213 148H214V145H213ZM249 148V147H248ZM261 148H259L260 149V151H261ZM24 149V148H23ZM26 150H27V148H25ZM39 149H40V147L37 149L38 151H39ZM60 149H61V147H60ZM111 149H113V148H111ZM115 149V148H114ZM129 149V148H128ZM132 149V148H131ZM140 149V150H141ZM181 149V150H182ZM251 149H253V147L251 148ZM8 150V149H7ZM10 150V149H9ZM13 150V149H12ZM22 150V149H21ZM45 148H44V152H45ZM47 150H49L48 148H47ZM46 150V151H47ZM59 150V149H58ZM62 150H64L65 151V148L63 149L62 148ZM61 150V151H62ZM81 150H83V151H85V149H81ZM96 150V149H95ZM101 150L103 151V149L101 148ZM134 150H133V152H134ZM139 150V151H140ZM184 150V149H183ZM212 150V149H211ZM255 150V149H254ZM50 151V150H49ZM52 151H53V147H52ZM60 151V150H59ZM80 151V150H79ZM106 151H107V149H106ZM122 150H120V152H121ZM130 151V150H129ZM128 151V152H129ZM136 151V150H135ZM173 151V150H172ZM175 151V150H174ZM213 151V150H212ZM2 152H3V150H2ZM18 152H20V151H18ZM22 152V151H21ZM23 152H24V150H23ZM34 152V151H33ZM37 152V151H36ZM44 152H42L43 153V155H44ZM57 152V151H56ZM99 152V151H98ZM116 152V151H115ZM117 152H118V150H117ZM128 152H126V153H128ZM132 152V153H133ZM141 152V153H142ZM192 152H193V150H192ZM205 152H206V150H205ZM253 151H251V153H252ZM1 153V152H0ZM4 153V152H3ZM7 153V152H6ZM10 153V152H9ZM8 153V154H9ZM12 153V152H11ZM15 153H17V152H15ZM14 153V154H15ZM39 153H41V152H39ZM42 153L40 154V155H42ZM47 153V152H46ZM52 153H54V152H52ZM60 153V152H59ZM79 153V152H78ZM78 153H76V154H78ZM86 153V152H85ZM90 153H92L91 152V150H90ZM95 153H96V155H97V152L95 151ZM100 153H101V151H100ZM103 153V152H102ZM125 153V154H126ZM138 153V152H137ZM147 153V152H146ZM145 153V154H146ZM194 153V152H193ZM196 153V152H195ZM23 154V153H22ZM28 154H29V152H28ZM36 154H38V153H36ZM47 154H49V153H47ZM51 154V153H50ZM106 154V153H105ZM107 154H108V151H107ZM106 154V155H107ZM114 154V153H113ZM142 154H144V153H142ZM144 154V155H145ZM168 154H170V153H168ZM185 154V155H186ZM254 155H255V153H253ZM1 155V154H0ZM18 155H21V154H18ZM25 155V154H24ZM31 155H32V153H31ZM30 155V156H31ZM56 155H58V154H56ZM55 154H54V156H56ZM92 155H94V154H92ZM101 155V154H100ZM129 155H130V153H129ZM148 155V154H147ZM171 155H173V154H171ZM182 155V154H181ZM185 155H183V156H185ZM193 155V154H192ZM197 155V154H196ZM215 155V154H214ZM9 156V155H8ZM7 156V157H8ZM39 156V155H38ZM47 156H49V155H47ZM53 156V155H52ZM53 156V157H54ZM67 156H68V154H67ZM70 156V155H69ZM79 156V155H78ZM87 156H88V154H87ZM111 157L113 156V155H110ZM109 156V157H110ZM116 156H118L117 154H116ZM133 156H134V154H133ZM135 156H136V154H135ZM134 156V157H135ZM138 156H141V155H138ZM138 156H136L137 158L136 159H139L138 158ZM143 156V155H142ZM142 156H141V158H142ZM149 156V155H148ZM155 156V157H156ZM186 156H188V155H186ZM209 156V155H208ZM213 156V155H212ZM258 156H260V155H258ZM9 157H11V156H9ZM8 157V158H9ZM13 157V156H12ZM15 157V156H14ZM13 157V158H14ZM22 157V156H21ZM24 157V156H23ZM35 157H37V156H35ZM50 157H51V155H50ZM52 157V158H53ZM72 157H73V155H72ZM71 157V158H72ZM80 157V156H79ZM93 157V156H92ZM101 157V156H100ZM145 157V156H144ZM147 157V156H146ZM145 157V158H146ZM150 157V156H149ZM194 157V156H193ZM204 157V156H203ZM0 158L2 159V157L0 156ZM4 158V157H3ZM7 158V159H8ZM20 158V157H19ZM19 158H17V161L16 162H18L20 159ZM41 159H43V158H45V157H40ZM40 158H38V159H40ZM75 158H76V156H75ZM82 158V157H81ZM94 158V157H93ZM96 158V157H95ZM98 158V157H97ZM120 158V157H119ZM118 157L116 158V160L115 161H117V159H119ZM125 158H127L126 156H125ZM148 158V157H147ZM173 158V157H172ZM199 158V157H198ZM198 158H197V160H198ZM255 158V157H254ZM259 158V157H258ZM260 158H261V161H263L264 162V157L261 155L260 156ZM16 159V158H15ZM19 159V160H18ZM27 159H29L28 157H27ZM32 159V158H31ZM64 159H66V158H64ZM112 159V158H111ZM110 159V160H111ZM121 159V158H120ZM135 159V158H134ZM135 159V160H136ZM149 159V158H148ZM147 159V160H148ZM151 159V158H150ZM153 159V158H152ZM151 159V160H152ZM155 159H157V158H155ZM184 159H186L187 160V158H184ZM189 159H191V158H189ZM188 159V161H190ZM199 159H201V158H199ZM207 159V158H206ZM215 159V158H214ZM257 159V158H256ZM10 160H13V159H10ZM45 160V159H44ZM47 160H48V157H47ZM67 160H68V158H67ZM66 160V161H67ZM73 160V159H72ZM101 160H102V158H101ZM104 160V159H103ZM103 160H102V163H103ZM109 160V159H108ZM114 160V159H113ZM131 160H133V159H131ZM131 160H129V161H131ZM142 160H144V158L142 159ZM150 160V161H151ZM159 160V159H158ZM169 160V159H168ZM202 160V159H201ZM213 160V159H212ZM2 161H4V159L2 160ZM21 161H23V158H22V160ZM39 161V160H38ZM37 160H36V162L35 163H37L38 162ZM51 161V160H50ZM70 161V160H69ZM81 161V160H80ZM90 161V160H89ZM165 161V160H164ZM163 161V163H166V162H164ZM171 161V160H170ZM26 162H27V160H26ZM29 162V161H28ZM42 162V161H41ZM76 162L77 161H75V166H76ZM79 162V161H78ZM77 162V163H78ZM97 162V164L99 163L98 161H96ZM117 162H119V160L117 161ZM134 162H136V161H134ZM138 162H141V161H138ZM144 162V161H143ZM142 162V163H143ZM148 162V161H147ZM152 163H153V161H151ZM168 162V161H167ZM173 163H174V161H172ZM1 163V162H0ZM11 163V162H10ZM21 163H23V162H21ZM55 163V162H54ZM65 163H67V162H65L64 161V164ZM95 162H93V164H94ZM101 163V164H102ZM104 163H105V160H104ZM115 163V162H114ZM137 163V162H136ZM150 163V162H149ZM155 163H156V161H155ZM159 163V162H158ZM170 163V162H169ZM214 163H216V161L214 162ZM219 163H216V165L218 164L219 165V167H220V170H224V169H226V168H222L221 169V166H220V164ZM15 164V163H14ZM23 164H25V163H23ZM22 164V166H25V165H23ZM29 164V163H28ZM43 164V163H42ZM47 164V163H46ZM108 164H110V163H108ZM130 164V163H129ZM128 164V162H127V165H129ZM131 164H133V162L131 163ZM138 164V163H137ZM145 164V163H144ZM154 164V163H153ZM185 164V163H184ZM206 164V163H205ZM209 164V163H208ZM9 165V164H8ZM16 165V164H15ZM15 165H13V163H12V166L14 167ZM18 165V164H17ZM43 165H45V164H43ZM49 164H47V166H46V168L48 169V166ZM51 165V164H50ZM71 165V164H70ZM72 165H73V163H72ZM72 165L70 166V167H68V168H71L72 167ZM100 165V164H99ZM118 165V164H117ZM164 165V164H163ZM176 165H178V164H176ZM225 165V166H226ZM6 166V165H5ZM39 166L40 167H42V168H44L42 165H40L39 164ZM57 166V165H56ZM62 166V165H61ZM60 166V167H61ZM66 166H68V165H66ZM75 166H73V167H75ZM78 167L80 166V164L78 163V165H77ZM96 166V165H95ZM107 166V165H106ZM113 167H116V166H114V165H112ZM122 166V165H121ZM121 166H118V167H121ZM145 166V165H144ZM161 166V165H160ZM170 166V165H169ZM197 166H198V164H197ZM201 166V165H200ZM205 166L206 165H204V167L202 166V168L200 167V169H201V171L203 170V168H205ZM242 166V165H241ZM3 167V166H2ZM9 167H10V165H9ZM16 167V166H15ZM35 167V166H34ZM33 167V168H34ZM51 167V166H50ZM57 167H59V166H57ZM64 167V166H63ZM117 167V168H118ZM124 167H127L126 165L124 166ZM123 167V168H124ZM132 167H134V166H132ZM147 167V166H146ZM152 167V166H151ZM164 167H165V165H164ZM181 167H183V166H181ZM207 167V166H206ZM4 168V167H3ZM2 168V169H3ZM24 168V167H23ZM27 168V167H26ZM29 168H31V167H29ZM37 168V167H36ZM52 168V167H51ZM50 168V169H51ZM56 167H54L53 169H55ZM67 168V167H66ZM81 168V167H80ZM80 168H78V169H80ZM93 169H94V167H92ZM96 168V167H95ZM104 168V167H103ZM103 168H102V170H103ZM106 168V167H105ZM108 168H109V166H108ZM143 168V167H142ZM177 168V167H176ZM184 168V167H183ZM1 169V168H0ZM5 169V168H4ZM3 169V170H4ZM8 170H9V168H7ZM11 169V168H10ZM21 170H22V172H23V169L22 168H20ZM25 169V168H24ZM45 169V168H44ZM44 169H42V171H41V173L43 172V170ZM49 169V170H50ZM60 169H64V168H60ZM59 169V170H60ZM82 169V168H81ZM83 169H84V167H83ZM86 169H87V167H86ZM92 169V170H93ZM98 169V168H97ZM107 169V168H106ZM128 169V170H127ZM127 173L129 174L131 171V169L130 168H128L127 167ZM133 169V168H132ZM144 169V168H143ZM188 169V171L186 172V170ZM244 169V168H243ZM25 170H27V169H25ZM31 170V169H30ZM35 170V169H34ZM58 169H57V172L59 171ZM67 170H69V169H67ZM109 170V169H108ZM112 170H113V168H112ZM111 170V171H112ZM118 170V169H117ZM151 170V169H150ZM153 170V169H152ZM167 170H169V169H167ZM2 171V170H1ZM10 171H13V168H12V170H10ZM15 171H18V169H14V172ZM36 171H38V170H36ZM52 171H54V170H52ZM52 171H50V172H52ZM64 171H66L65 169H64ZM87 171V170H86ZM89 171V170H88ZM94 171H96V170H94ZM107 171V170H106ZM115 171V170H114ZM122 170L120 169V172H121ZM130 171V172H129ZM142 171H144V170H142ZM142 171H141V173H142ZM170 171V170H169ZM168 171V172H169ZM178 171H180V170H178ZM197 171H198V169H197ZM204 171V170H203ZM211 171V170H210ZM240 171V172H241ZM21 172V173H22ZM49 172V174H51ZM113 172V171H112ZM124 172H125V169H124ZM124 172H121L122 174H124ZM125 172V173H126ZM136 172V171H135ZM134 172V173H135ZM157 173L159 172V170L158 171H156ZM172 172H174L173 170H172ZM177 172V171H176ZM176 172H174L173 174H175ZM200 172V171H199ZM199 172H197L198 173V175H199ZM206 172V171H205ZM208 172V171H207ZM222 172V171H221ZM16 173V172H15ZM46 173H47V171H46ZM55 173V172H54ZM103 173V172H102ZM101 173V174H102ZM114 173V172H113ZM119 173V172H118ZM118 173H115V175L116 174H118ZM134 173H130L132 176H133V180H134V176H135V174ZM151 173V172H150ZM170 173H171V171H170ZM212 173H214V172H212ZM227 173H228V171H227ZM18 174V173H17ZM44 174H45V172H44ZM96 174V173H95ZM103 174H105V173H103ZM120 174V173H119ZM126 175L125 174V176L127 177V178H130L129 177V175ZM168 174V173H167ZM179 174V173H178ZM215 174V173H214ZM22 175V174H21ZM21 175H19V176H21ZM29 175H32V173H31V171H30V173H29ZM37 175L39 176V174L37 173ZM46 175V174H45ZM110 175V174H109ZM162 175V174H161ZM207 175V174H206ZM208 175H211V173L210 174H208ZM216 175V174H215ZM239 175H240V177H239ZM25 176V175H24ZM23 176V177H24ZM47 176V175H46ZM45 176V177H46ZM49 176V175H48ZM107 176V175H106ZM112 176V175H111ZM117 176V175H116ZM142 176V175H141ZM143 176L146 178L147 176L149 177V174H148V172H147V169H146V171H144L143 172ZM155 176V175H154ZM200 176V175H199ZM218 176V175H217ZM224 176V175H223ZM245 176V177H244ZM26 177V176H25ZM119 177V176H118ZM126 177H124V178H126ZM139 177V176H138ZM158 177V176H157ZM170 177V176H169ZM175 177V176H174ZM226 177V176H225ZM224 177V178H225ZM31 178V177H30ZM29 178V179H30ZM33 178V177H32ZM36 178V177H35ZM39 178V177H38ZM115 178V177H114ZM113 178V179H114ZM123 178V177H122ZM122 178H121V180H122ZM123 178V179H124ZM127 178H126V181H127ZM140 178V177H139ZM160 178V177H159ZM158 178V179H159ZM176 178V177H175ZM199 177H197V179H198ZM216 178H219V177H216ZM221 178V177H220ZM6 179V178H5ZM21 179V177L19 178V180ZM26 179V178H25ZM85 179V178H84ZM102 179H103V176H102ZM112 179V178H111ZM110 179V180H111ZM131 180H132V178H130ZM151 179V178H150ZM171 179V178H170ZM196 179V178H195ZM228 179V178H227ZM22 180V179H21ZM36 180V179H35ZM62 180V179H61ZM119 178H116V181H121ZM135 180H137V179H135ZM161 180V179H160ZM163 180H165L164 178H163ZM162 180V181H163ZM180 180V179H179ZM25 181V180H24ZM27 181V180H26ZM37 181V180H36ZM94 181V180H93ZM104 183H105V185L107 184V186H108V183H110L109 182V179L108 178H104ZM125 181V180H124ZM125 181V182H126ZM130 181V180H129ZM154 181V180H153ZM173 181V180H172ZM175 181V180H174ZM181 181V182H182ZM0 182L2 183V182H4V179H2V177L0 176ZM23 182V181H22ZM27 182H29V181H27ZM32 182H33V180H32ZM31 182V183H32ZM73 182L76 184V185H78V188L82 191L81 192V194L82 195H84V196H82L83 198V202L84 203H91V201L94 199L93 198V193H92V186H89V184H87V183H85V180H83V179H80V180H74L73 179ZM111 182H112V180H111ZM122 182V181H121ZM147 182V181H146ZM148 182H150V181H148ZM169 182V181H168ZM205 183H206V181H204ZM23 183H25V182H23ZM30 183V184H31ZM34 183H36V182H34ZM45 183V182H44ZM127 183V182H126ZM129 183V182H128ZM131 183V182H130ZM136 183V182H135ZM178 183V182H177ZM3 184V183H2ZM27 184V183H26ZM29 184V185H30ZM39 184V183H38ZM46 184V183H45ZM55 184V183H54ZM69 184V183H68ZM90 184H92V183H90ZM112 184V183H111ZM119 184H120V182H119ZM148 184V183H147ZM173 184V183H172ZM180 184V183H179ZM8 185V184H7ZM20 185V184H19ZM24 184H22V185H20V187L21 186H23ZM35 185V184H34ZM130 185V188L132 189H134V190H136L138 193V195L140 196V201L143 203V201H144V197L143 196H146L147 195V193L146 192H144L143 191V189H141V188H139V187H136L134 184H129ZM160 185V184H159ZM176 185V184H175ZM204 185H206V184H204ZM204 185H203V187H204ZM209 185V184H208ZM13 186H15V185H13ZM27 186V185H26ZM31 186V185H30ZM44 186V185H43ZM43 186L41 185V187L43 188ZM61 186H63V185H61ZM148 186V185H147ZM169 186V185H168ZM177 186H178V184H177ZM180 186V185H179ZM185 186H187V185H185ZM189 186V185H188ZM189 186V187H190ZM3 187H4V185H3ZM2 187V188H3ZM29 187V186H28ZM46 187H47V185H46ZM127 187V186H126ZM170 187V186H169ZM169 187H167V188H169ZM172 187V186H171ZM23 188V187H22ZM32 188V187H31ZM34 188V187H33ZM44 188H45V186H44ZM109 188V187H108ZM113 188V187H112ZM128 188H129V186H128ZM155 189H156V187H154ZM178 188H180L181 189V187H178ZM183 188V187H182ZM185 188V187H184ZM187 188V187H186ZM4 189V188H3ZM27 189V187H25V190ZM30 189V188H29ZM29 189H28V191H29ZM37 189H38V186H37ZM50 189V188H49ZM65 189H68L67 188V186H66V188ZM96 190H98L99 189V187H97V188H95ZM114 189H116V187H114ZM126 189V188H125ZM190 189V188H189ZM1 190V189H0ZM14 190H16L15 188H14ZM20 190V189H19ZM24 190V191H25ZM34 189H32V191H33ZM36 190V189H35ZM39 190V189H38ZM42 190V189H41ZM52 190V189H51ZM62 190H64L63 189V187H62ZM119 190V189H118ZM129 190V189H128ZM157 190H159V189H157ZM177 190V189H176ZM175 190V191H176ZM184 190V189H183ZM201 190H202V188H201ZM17 191V190H16ZM32 191H31V193H32ZM50 191V190H49ZM71 191V190H70ZM110 191V190H109ZM126 191V190H125ZM150 191V190H149ZM161 191V190H160ZM204 191H201V192H204ZM18 192V191H17ZM21 192V191H20ZM19 192V193H20ZM26 192L27 191H25V194H26ZM34 192V191H33ZM36 192V191H35ZM69 192V191H68ZM114 192H116L115 190H114ZM119 192H121V191H119ZM118 192V193H119ZM177 192V191H176ZM185 192V191H184ZM188 192H190V190L188 191ZM192 192V191H191ZM18 193V194H19ZM37 193V192H36ZM39 194H40V192H38ZM42 193V192H41ZM51 193V192H50ZM72 193H73V191H72ZM79 193V192H78ZM110 192H108V194H109ZM130 193V192H129ZM169 193V192H168ZM214 193H217L218 194V196L220 195V199H218L217 200V202H216V205H213V206H215V207H217V209H214L213 208V206H212V204H211V207L207 204V202H209V200H208V196L209 195H212V194H214ZM2 194V193H1ZM16 194V193H15ZM29 194V193H28ZM35 194V193H34ZM34 194H32V196L34 195ZM38 194V195H39ZM45 194H48V193H45ZM53 194V193H52ZM70 194H71V192H70ZM116 194V193H115ZM127 194V193H126ZM160 194V193H159ZM176 194V193H175ZM202 195V196H200V195ZM205 194V193H204ZM8 195H10L9 193H8ZM13 195V194H12ZM37 195V196H38ZM41 195V194H40ZM44 195V194H43ZM50 195V194H49ZM74 195H75V192H74ZM99 195V194H98ZM113 195V194H112ZM124 196L123 197H121L122 199L121 200H123L124 198H125V194H123ZM163 195V194H162ZM184 195V194H183ZM1 196V195H0ZM3 196H4V194H3ZM2 196V197H3ZM11 196V195H10ZM10 196H8L9 197V199L11 198V200H12V197H10ZM15 195H13V197H14ZM17 196V195H16ZM27 196V195H26ZM25 196V197H26ZM30 196H31V194H30ZM30 196H28L29 198H30ZM31 196V198H32V200H34V198H36V196L35 197H32ZM54 196V195H53ZM99 196H101V195H99ZM99 196L97 197L98 199H99ZM108 196V195H107ZM106 196V197H107ZM130 196V195H129ZM134 196V195H133ZM148 197L150 196V195H147ZM181 196V195H180ZM185 196H186V193H185ZM215 196V195H214ZM1 197V198H2ZM7 197V198H8ZM39 197H41V196H38V198ZM47 197V195L45 196V198ZM210 197V196H209ZM7 198H5L6 200H7ZM44 198V197H43ZM42 198V199H43ZM56 198V197H55ZM74 198V197H73ZM81 198V197H80ZM102 199H103V197H101ZM100 198V199H101ZM108 198V197H107ZM106 198V199H107ZM20 199H22V197H20ZM20 199H19V201H20ZM26 199V198H25ZM46 199H48V198H46ZM57 199L58 198H56L55 199V201H57ZM81 199V200H82ZM102 199H101V201H102ZM105 199V198H104ZM104 199H103V201H104ZM126 199V198H125ZM137 199V198H136ZM155 199V198H154ZM159 199V198H158ZM161 199V198H160ZM176 199V198H175ZM182 199V198H181ZM210 199V198H209ZM3 200H4V197H3ZM10 200V202H12ZM18 200V199H17ZM24 200V199H23ZM28 199H26V201H27ZM31 199H30V201L31 202H29L30 204H32V201ZM36 200H38L37 198H36ZM39 200H40V198H39ZM74 200V199H73ZM162 200V199H161ZM172 200V199H171ZM170 200V201H171ZM173 200H174V198H173ZM177 200V199H176ZM190 200V201H191ZM1 201V200H0ZM5 201V200H4ZM3 201V202H4ZM13 201H15L14 199H13ZM29 201V200H28ZM55 201H54V198H53V200L52 199H48L47 201H46V207H47V209H48V211H49V213L51 214V215H53V213L56 211V210H58V205H56V203H55ZM100 201V200H99ZM107 201H109L110 203H113V204H116V203H118V198H115L114 196H110L109 198H108V200ZM127 201V200H126ZM129 201V200H128ZM132 201H134V200H132ZM163 201V200H162ZM182 201V200H181ZM181 201H180V204L182 205V203H181ZM186 201V200H185ZM214 201V200H213ZM212 201V202H213ZM9 202V203H10ZM43 202V201H42ZM76 202V201H75ZM105 202V201H104ZM174 201H171V203H170V205L173 203ZM176 202V201H175ZM184 202V201H183ZM28 203V202H27ZM44 203V202H43ZM63 203V202H62ZM129 203H131V202H129ZM156 203V202H155ZM161 203V202H160ZM185 203V202H184ZM189 203V202H188ZM4 204H6V203H4ZM13 204V203H12ZM14 204H15V202H14ZM26 204V203H25ZM29 204V205H30ZM58 204V203H57ZM60 204H61V202H60ZM136 204V203H135ZM180 204H179V206H180ZM186 204V203H185ZM7 205V204H6ZM21 205V204H20ZM26 205H28V204H26ZM34 205V204H33ZM84 205V204H83ZM88 205H90V204H88ZM101 205L103 206V205H105L103 202H101ZM125 205V204H124ZM129 205H131V204H129ZM153 205V204H152ZM152 205H150V206H152ZM156 205H158L157 203H156ZM176 205H177V202H176ZM3 206V205H2ZM2 206H0V207H2ZM22 206H23V204H22ZM118 206V205H117ZM141 206V205H140ZM183 206V205H182ZM203 207V211L200 213V212H198L197 211V209H198V207ZM6 207V206H5ZM8 207V206H7ZM61 207V206H60ZM59 207V208H60ZM62 207H64V206H62ZM75 207V206H74ZM77 207V206H76ZM107 207V206H106ZM123 207V206H122ZM143 207V206H142ZM156 207V206H155ZM174 207H176V206H174ZM184 207V206H183ZM189 206H187V208H188ZM28 208V207H27ZM78 208H79V206H78ZM118 208H119V206H118ZM117 208V209H118ZM133 208V207H132ZM157 208V207H156ZM180 208H181V206H180ZM185 208V207H184ZM190 208V207H189ZM1 209V208H0ZM23 209V208H22ZM30 209V208H29ZM61 209V208H60ZM113 209V208H112ZM112 209H110L111 211H112ZM115 209V208H114ZM145 209V208H144ZM162 210H164L165 211V209H163V207L161 208ZM171 209V208H170ZM172 209H174V208H172ZM171 209V210H172ZM186 209V208H185ZM64 209H61V210H59V211H63ZM72 210V209H71ZM83 210V209H82ZM168 210V209H167ZM176 210V209H175ZM3 211V210H2ZM21 211V210H20ZM23 211V210H22ZM28 211H30V210H28ZM75 211V210H74ZM73 211V212H74ZM81 211V210H80ZM86 211V210H85ZM84 211V212H85ZM115 210H113V212H114ZM124 211V210H123ZM154 211H156V210H154ZM170 211V210H169ZM178 211V210H177ZM23 212H25V211H23ZM119 212V211H118ZM118 212H116V213H118ZM125 212V211H124ZM132 212H133V210H132ZM147 212H148V210H147ZM162 212V211H161ZM161 212H160V214H161ZM168 212V211H167ZM171 212V211H170ZM30 213V212H29ZM65 213V212H64ZM81 213V212H80ZM86 213V212H85ZM94 213V212H93ZM102 213V212H101ZM112 213V212H111ZM115 213V214H116ZM121 213V212H120ZM134 213H135V210H134ZM172 213V212H171ZM173 213H174V211H173ZM186 213V212H185ZM196 213H195V215H196ZM8 214V213H7ZM19 214V216L21 215L22 216V214H21V212H17V215ZM82 214V213H81ZM96 214H97V212H96ZM108 214V213H107ZM110 214V213H109ZM114 214V215H115ZM156 214V213H155ZM166 214V213H165ZM169 213H167V215H168ZM176 214V213H175ZM188 214H189V212H188ZM187 214V215H188ZM192 214V213H191ZM1 216H2V214H0ZM4 215V214H3ZM24 215V214H23ZM30 215V214H29ZM86 215V214H85ZM94 215H95V213H94ZM111 215V214H110ZM122 215V214H121ZM126 215V214H125ZM158 214H156V216H157ZM172 215V214H171ZM179 215V212H178V214H177V216ZM25 216V215H24ZM27 216H28V214H27ZM33 216V215H32ZM66 216H67V214H66ZM77 216H79V214L77 215ZM76 216V217H77ZM92 216V215H91ZM96 216V215H95ZM106 216V215H105ZM116 216V215H115ZM119 216V215H118ZM164 216V215H163ZM173 216V215H172ZM175 216V215H174ZM176 216V217H177ZM4 217H7V216H5L4 215ZM8 217H9V215H8ZM13 216L11 215V218H12ZM30 217V216H29ZM112 217V216H111ZM130 217V216H129ZM167 217V216H166ZM182 217V216H181ZM197 217V216H196ZM23 218V217H22ZM26 218H28V217H26ZM81 219H83L82 218V216L80 217ZM80 218H79V220H80ZM93 218V217H92ZM113 218V217H112ZM136 218H137V215H136ZM144 218V217H143ZM164 218V217H163ZM163 218H161V219H163ZM173 218V217H172ZM175 218V217H174ZM190 218V217H189ZM188 218V219H189ZM16 219V218H15ZM19 219V218H18ZM16 220L17 222H19V220ZM36 219V218H35ZM72 219H75V218H72ZM77 219H78V217H77ZM101 219V218H100ZM103 219V218H102ZM101 219V220H102ZM185 219H187L186 218V216H185ZM194 219V218H193ZM192 219V220H193ZM31 221H32V219H30ZM29 220V221H30ZM85 220V219H84ZM83 220V221H84ZM90 220V219H89ZM119 220V219H118ZM154 220V219H153ZM168 220V219H167ZM183 220V219H182ZM5 221V220H4ZM22 220H20V222H21ZM36 221V220H35ZM42 221V220H41ZM72 221H74V220H71L70 221V223L72 222ZM93 221V220H92ZM91 221V222H92ZM98 221V220H97ZM120 222H121V220H119ZM143 221V220H142ZM169 221V220H168ZM8 222V221H7ZM7 222H5V223H7ZM9 222H11L10 220H9ZM26 222V221H25ZM24 222V223H25ZM40 222V221H39ZM75 222V221H74ZM88 222V221H87ZM104 222V221H103ZM105 222H106V220H105ZM104 222V223H105ZM136 222V221H135ZM149 222H150V220H149ZM164 222V221H163ZM175 222V221H174ZM201 221H199V223H200ZM12 223V222H11ZM37 222H35V224H36ZM77 223V222H76ZM84 223V222H83ZM147 223H148V221H147ZM146 223V224H147ZM166 223V222H165ZM191 223V222H190ZM9 224V223H8ZM8 224H6V225H8ZM13 224V223H12ZM11 224V225H12ZM17 224V223H16ZM27 224V223H26ZM81 224H82V222H81ZM80 224V225H81ZM89 224H91V223H89ZM101 224H102V222H101ZM107 224V223H106ZM149 224V223H148ZM170 224H172V223H170ZM194 224V223H193ZM24 225V224H23ZM29 225H31V224H29ZM38 225V224H37ZM36 225V226H37ZM73 225V226H72ZM71 226L72 227H74V223L72 224ZM92 225H94L93 223H92ZM99 225V224H98ZM142 225H144V224H142ZM152 225V224H151ZM160 225V224H159ZM168 226H169V224H167ZM174 225H175V223H174ZM189 225V224H188ZM195 225H196V221H195ZM194 225V226H195ZM14 226V225H13ZM20 226V225H19ZM18 226V227H19ZM28 226V225H27ZM27 226H25L26 227V229L28 230V228H27ZM36 226H33V227H36ZM86 226H88V224L87 225H85L84 227L86 228ZM150 226V225H149ZM149 226H148V229H147V231L149 230ZM192 226V225H191ZM12 227V226H11ZM16 227V226H15ZM21 227H23V226H21ZM33 227H32V229H33ZM38 227V226H37ZM65 227H67V226H65ZM83 227V226H82ZM83 227V228H84ZM89 227V226H88ZM92 227V226H91ZM104 227V226H103ZM112 227V226H111ZM127 227V226H126ZM162 227V226H161ZM171 227H173V225H171L170 226V228ZM187 227V226H186ZM197 227V226H196ZM196 227H193V228H196ZM9 227H7V229H8ZM14 228V227H13ZM24 228V227H23ZM48 228V227H47ZM84 228V229H85ZM110 228V227H109ZM136 228V227H135ZM144 228V229H145ZM155 227L153 226V229H154ZM157 228V227H156ZM163 228V227H162ZM169 228V227H168ZM176 228V227H175ZM190 228V227H189ZM11 229V228H10ZM21 229V228H20ZM19 229V230H20ZM39 229V228H38ZM37 229V230H38ZM60 229V228H59ZM67 229H68V227H67ZM84 229H82L81 228V230H83L84 231ZM88 229V228H87ZM95 229H96V227H95ZM111 229V228H110ZM109 229V230H110ZM166 229L167 228H165L164 230L166 231ZM183 229V228H182ZM197 229V228H196ZM201 229V228H200ZM12 230H14V229H12ZM18 230V231H19ZM35 229H33V231H34ZM71 230H73V228H71ZM75 230V229H74ZM73 230V231H74ZM79 230V229H78ZM139 230V229H138ZM143 230V229H142ZM170 230H172V229H170ZM170 230H169V232H170ZM184 230V229H183ZM15 231V230H14ZM21 231V230H20ZM22 231H24V230H22ZM32 231V232H33ZM36 231V230H35ZM41 230H39V232H40ZM73 231H71V232H73ZM76 231H77V229H76ZM116 231V230H115ZM123 231V230H122ZM134 231H136V229L134 230ZM144 231V230H143ZM162 231V230H161ZM174 231V230H173ZM201 231V230H200ZM31 232V231H30ZM42 232V231H41ZM40 232V233H41ZM49 232V231H48ZM67 232H68V230H67ZM75 232V231H74ZM78 232V231H77ZM89 232H91V231H89ZM101 232V231H100ZM110 232V231H109ZM108 232V233H109ZM111 232H112V229H111ZM114 232V231H113ZM180 232V231H179ZM187 232V231H186ZM196 232V231H195ZM15 233H16V231H15ZM38 233V232H37ZM43 233H45V232H43ZM60 233V232H59ZM59 233H58V235H59ZM76 233V232H75ZM79 233V232H78ZM103 233H105V232H103ZM114 233H116V232H114ZM160 233H163V232H160ZM165 233V232H164ZM189 233V232H188ZM7 234V233H6ZM5 234V235H6ZM12 234H14V232L12 233ZM23 234V233H22ZM27 235H28V231H27V233H26ZM33 234V233H32ZM31 234V235H32ZM36 234V233H35ZM39 234V233H38ZM73 234V233H72ZM71 234V235H72ZM111 234V233H110ZM154 234H156V233H154ZM153 233H152V235H154ZM181 234V233H180ZM184 234V233H183ZM197 234V233H196ZM15 235V234H14ZM13 235V237L15 238V236ZM30 235V236H31ZM37 235V234H36ZM43 235H45V234H43ZM79 235H81V234H79ZM117 235V234H116ZM125 235H128V234H126L125 233ZM157 235V234H156ZM189 235V234H188ZM9 236V235H8ZM12 236V235H11ZM29 236V235H28ZM60 236V235H59ZM64 236V235H63ZM63 236H62V238H63ZM77 236V235H76ZM82 236V235H81ZM92 236V235H91ZM148 236V235H147ZM178 236H179V233H178ZM187 236V235H186ZM72 237V236H71ZM112 237H114V235L112 236ZM130 237V236H129ZM144 236L143 235H141L140 233H139V235H138V238H139V241H142V240H144V238H143ZM149 237V236H148ZM188 237H190V236H188ZM7 238V237H6ZM24 238H25V235H24ZM59 238H61V237H59ZM65 238V237H64ZM117 238H119V237H117ZM127 238V237H126ZM125 238V239H126ZM138 238H137V240H138ZM190 238H192V237H190ZM26 239V238H25ZM28 239V238H27ZM44 239V238H43ZM42 238H41V240H43ZM46 239V238H45ZM75 239L76 238H73V239H70L69 241H71L72 240V245H74L73 244V242L75 243ZM78 240L80 239V238H77ZM83 239V238H82ZM114 239H115V237H114ZM122 239V238H121ZM121 239H118L119 240V242H121L120 240ZM124 239V238H123ZM22 240H24L23 238H22ZM48 240L49 239H47L46 241L48 242ZM64 240V239H63ZM67 240V239H66ZM74 240V241H73ZM192 240V239H191ZM191 240H190V242H191ZM11 241V240H10ZM17 241V240H16ZM27 241V240H26ZM82 241V240H81ZM107 241V240H106ZM129 241H131L130 239H129ZM129 241L126 239L124 242H122L123 244H121L120 246H121V250L123 251H121V250H119L120 248H118L117 249V247L115 248V249H117V252H118V250L120 251V252H122L126 257H127V260L128 261H131V262H134L135 264H154V263H152L151 261H149V259H148V256H149V254H148V252H146V253H144L145 252V250L144 251H142L143 249L140 247V245H139V247L142 249H138V250H136V248H133V247H135V246H132L130 243H129ZM254 241V242H253ZM20 241L18 240V243H19ZM23 242V241H22ZM33 242V241H32ZM44 242H45V240H44ZM46 242V243H47ZM52 242V241H51ZM60 242V241H59ZM261 242V241H260ZM11 243V242H10ZM25 243H27V242H25ZM31 243V242H30ZM36 243H38L37 242V240H36ZM41 243H42V241H41ZM46 243H45V246H46ZM77 243V242H76ZM108 243V242H107ZM106 243V244H107ZM132 244H134L133 242H131ZM141 243V242H140ZM142 243H143V241H142ZM249 243H248V246H252V245H255V244H252V245H249ZM14 244V243H13ZM19 244H21V243H19ZM29 244V243H28ZM34 244H35V242H34ZM38 244H40V243H38ZM43 244V243H42ZM62 244V243H61ZM71 244V243H70ZM119 244V243H118ZM18 245V244H17ZM21 245H23V244H21ZM47 245H48V243H47ZM50 245V244H49ZM53 246H54V244H52ZM71 245V246H72ZM257 245V244H256ZM263 245V244H262ZM8 246V245H7ZM19 246V245H18ZM27 246V245H26ZM37 246V245H36ZM39 246V245H38ZM76 246H78V244H76ZM89 246V245H88ZM119 246V247H120ZM14 247H16V245L14 246ZM35 247V246H34ZM42 247V246H41ZM52 247V246H51ZM80 247V246H79ZM86 247V246H85ZM193 247V246H192ZM260 247H262V246H259L258 247V249H260ZM13 248V247H12ZM30 248V247H29ZM36 248V247H35ZM37 248H39V247H37ZM57 248V247H56ZM74 248H75V245H74ZM138 248V247H137ZM189 248V247H188ZM252 247H250V249L248 248V250L249 251H247V252H250V250H251V252L253 251V248L251 249ZM255 248H256V246H255ZM14 249H16V248H14ZM40 249V248H39ZM38 249V250H39ZM55 249V248H54ZM89 249V248H88ZM196 249H194L195 251H196ZM246 249V248H245ZM8 250V249H7ZM6 250V251H7ZM17 250V249H16ZM25 250V249H24ZM34 250V249H33ZM36 251H37V249H35ZM34 250V251H35ZM44 250H46V249H44ZM43 250V251H44ZM53 250V249H52ZM51 250V251H52ZM59 250V249H58ZM82 249H80L79 251H81ZM190 250H192L191 248H190ZM260 250H262V249H260ZM10 251H12V250H10ZM28 251V250H27ZM29 251H30V249H29ZM28 251V252H29ZM31 251H32V249H31ZM33 251V252H34ZM35 251V252H36ZM40 251H41V249H40ZM40 251H38V253H40ZM50 251V250H49ZM86 251H87V249H86ZM107 251H110V250H108L107 249ZM18 252V251H17ZM34 252V253H35ZM45 252V251H44ZM48 252V251H47ZM52 252H54V251H52ZM57 252V251H56ZM56 252H54L55 253V255L57 254V256H59L58 254L59 253H56ZM131 252H132V254H131ZM159 252V253H160ZM254 252V251H253ZM8 253V252H7ZM12 253V252H11ZM46 253V252H45ZM115 253V252H114ZM29 254V253H28ZM53 254V253H52ZM100 254V253H99ZM98 254V255H99ZM116 254V253H115ZM118 254H120V253H118ZM43 255V254H42ZM49 255H51V254H49ZM70 255V254H69ZM148 255V256H147ZM161 255H165V254H161L160 253V256ZM33 256V255H32ZM99 256H101V255H99ZM107 256V255H106ZM118 256H120V255H118ZM123 255H121V257H122ZM159 256V255H158ZM4 257V256H3ZM31 257V256H30ZM30 257H28V258H30ZM53 257V256H52ZM56 257V256H55ZM110 257V256H109ZM112 258H114L113 256H111ZM117 257V256H116ZM120 257V258H121ZM124 257V256H123ZM157 257V256H156ZM163 257V256H162ZM162 257H160V259L162 258ZM192 259H191V258ZM0 258H2L1 256H0ZM24 258V257H23ZM26 258V260L28 259L27 257H25ZM32 258V257H31ZM35 258V257H34ZM34 258H33V260H34ZM56 258H58V257H56ZM85 258V257H84ZM152 258V257H151ZM59 259V258H58ZM108 259V260H107ZM105 258V257H98V261H101L103 264H109L110 262H109V259L110 258ZM4 260H6V259H4ZM28 260H30V259H28ZM96 260V259H95ZM118 258H116V260L115 261H117V263H118ZM151 260H153V259H151ZM155 260V259H154ZM50 261V260H49ZM52 261V260H51ZM111 261V260H110ZM126 261V260H125ZM128 261H126L127 263H128ZM155 261H157V260H155ZM160 261V260H159ZM25 262V261H24ZM27 262V261H26ZM25 262V263H26ZM44 262V261H43ZM54 262V261H53ZM52 262V263H53ZM60 262H62V261H60ZM131 262H129L130 264H131ZM25 263H22V264H25ZM51 263V262H50ZM116 263V262H115ZM120 263V262H119ZM128 263V264H129ZM1 264V263H0ZM34 264H35V262H34ZM55 264H56V262H55ZM159 264V263H158Z\"/></svg>",
    "mask_w": 264,
    "mask_h": 264
}]
</instances>
